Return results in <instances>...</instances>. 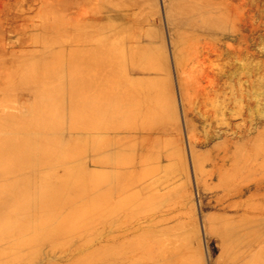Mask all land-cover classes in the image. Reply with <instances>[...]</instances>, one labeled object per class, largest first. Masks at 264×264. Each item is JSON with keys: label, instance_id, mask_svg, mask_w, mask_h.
I'll return each instance as SVG.
<instances>
[{"label": "rangeland", "instance_id": "obj_1", "mask_svg": "<svg viewBox=\"0 0 264 264\" xmlns=\"http://www.w3.org/2000/svg\"><path fill=\"white\" fill-rule=\"evenodd\" d=\"M128 1L129 2H127L126 0H111V1L107 0V2L106 0L105 1L104 0H0V264H88V263L89 264H124V262L120 260L121 258L118 257L121 254V252H124V251H127V252L130 251L129 252L131 254L130 256H133L134 258L133 261H130V263L125 262V264H146V262L148 264L150 263L149 262L150 259H148V257H151L150 256L151 250L153 246L157 244V242L161 244L160 247L165 246V244H167V246L169 247L172 246L170 252L172 253L178 252V255L176 253L175 254L177 257L180 256V258L179 257L177 258L176 256H173L174 255L173 254L172 257H170L169 255H171V253L170 252L166 253L165 256L163 255L164 256L163 260L165 259L166 260L163 261L162 258L159 259L157 261V263L159 264L161 263L166 264L168 262L169 264L171 263L179 264L180 261L185 262V264L186 262L187 264H189L190 262L189 260H191L190 264H231L230 261L232 262V259L230 257H233V255H237V256L240 255V253L238 252L236 254L234 253L236 251L235 250L236 247H233V245L235 244L236 240L238 241L240 234H241V229L243 230L247 229L248 225H244L243 223H241L245 227V228H241L243 226H240L241 224L239 223L241 221L238 222L239 220L237 218L235 217L227 218L226 216L224 217V215H228V216L235 215L233 211H226V213H224L223 210H221L219 207L221 206V204H226L233 200L234 201L239 200V202H242V198L247 199L249 195L248 192L245 193L244 195L237 196L236 193L234 194V190L240 189V187L243 184L244 185L247 184L246 183L247 180L249 183H251L252 181H249V179L254 181L255 177L259 176L260 174L264 175V170L262 171V173H260L259 171L256 172V170L254 169L256 165L258 164V162L261 161L260 160L262 159L261 157L264 156L263 155L264 154V148H263L264 141L263 142L261 141V139L264 140V138H262L264 135V119H263L264 117V0H211V2L210 0H204V3H202L203 2L202 0H191V1H188V0H143V2H141L142 0H139L138 1L139 3H137L139 4L138 8L136 4L134 6L133 4L134 2L132 0H128ZM121 2L124 5L129 3V6L128 5L124 6L121 4ZM191 3L193 5H191ZM195 3L197 4L201 3V5L199 4L197 5ZM140 4H142L143 6L141 5V7H139ZM99 6H100V10L98 8ZM95 8H97L98 11ZM134 8H137V9H134ZM79 11L81 13H79ZM183 11L185 14L183 13ZM41 16L42 17L44 16L43 19H41L42 18ZM52 16H54V18ZM45 17L46 18L48 17V18L46 19ZM48 20L49 21L53 20V22H56L55 26H53L54 24L53 22H52L53 23L52 25L50 22H44ZM206 20H209L208 22L209 25L207 24ZM78 21H79V24L82 26L79 25L77 28L76 26H77ZM46 23L50 24L51 26L50 25L46 26L47 25ZM83 23L86 26L85 25L83 26ZM91 23L92 25H90ZM103 23L105 24L102 25ZM108 23L109 24L113 23V24L109 26ZM40 24H44V25L46 24V25L45 27H43V25L41 27ZM73 24L76 26H74ZM105 25L106 26L108 25L107 26L108 29H105L106 27ZM210 25L212 26L210 27ZM84 27H85V31L88 30V32L84 31ZM118 27L120 28L119 30L117 29ZM138 28H140L139 31H138ZM179 28L180 29L182 28V29L180 30ZM89 29L91 32H93L92 36H90L91 32L89 31ZM94 29L95 30L97 29L98 31H95ZM116 29L117 31L115 33ZM134 29L135 31L133 33ZM81 30L83 33L81 32ZM102 30L104 32V35L103 33L101 35ZM129 30L131 31V33ZM119 31L120 32L123 31L121 32L122 36L124 35L123 37L121 36ZM108 32L111 33L112 37H114V38H111L112 40L110 39L111 36L109 35ZM113 33H114V36H113ZM134 34L136 35L135 39H133L135 37ZM47 35L48 36L51 35L49 36V38L51 37L50 41ZM87 35H89V37L95 36L91 38L93 41H89L91 39H89ZM105 35L106 37L110 36L109 37L110 40H108V38H106ZM126 35L128 37H126ZM137 35L139 39L137 38ZM40 36H41V39H40ZM55 36L58 37V39L55 38ZM74 36H75V39H74ZM37 38H38V41H37ZM99 38L100 39L102 38L101 40H103L104 38L107 41L106 42H104V40L101 41ZM113 39L114 40L116 39V40L114 41ZM85 40H87L88 42ZM122 40L123 42H121ZM46 41L48 44L46 43ZM107 42L110 43V45ZM113 42L115 45L113 44ZM126 42L128 45L126 44ZM134 42L136 44L137 43L139 44L135 46ZM140 42L144 44L142 45L144 47H146V44L149 45L147 46L148 51L146 50L147 47L144 49H141ZM94 44H95L94 46L95 48L91 47ZM106 44L109 47H107ZM124 44H126L125 45L126 47L124 46ZM74 46H76V50L74 49ZM80 46L83 49V51L79 53L78 50L80 49L79 48ZM84 46H86V48H83ZM88 46H90L91 50H89L90 48H87ZM100 46L104 48L103 50H106V47H107L106 52L101 51L102 48ZM111 46L112 48L111 50H109ZM134 46L138 50H136ZM37 49H39V51H37ZM92 49H94L93 51H96L97 53L93 52ZM46 50L49 52H47ZM88 50L89 52L90 51L92 52L89 53ZM135 50L139 54L135 52ZM100 51L102 52L101 56L97 55L98 53H101ZM116 51L120 53L117 52L118 54L116 55ZM85 52H88V55ZM114 52L115 54H113ZM54 53L55 55H53ZM92 53L96 54V55H93L95 58L99 56L102 58V60H103L102 56L104 55V53H106V55L108 56V58L106 57L107 60L108 59L110 60V58L113 57L112 60L114 61L122 60V63L119 61H118L119 63L113 62L114 66H112L113 69H111L112 60L105 61L106 59H104L105 62H110V66L107 65L108 63H106L107 66L104 67L105 70L104 69L102 70V68L99 69L102 71H100L101 73L98 74V76L100 75V77L97 79L96 76L98 72L96 71L98 69L96 65L100 66L102 64L101 67H103L105 65V62L98 60L99 63L102 62L98 64V62L96 61L98 58H96L95 62H94V59L93 61L90 60L93 58ZM42 54H44L43 58L41 57ZM110 54H113V55H110ZM74 55H76L77 58ZM80 55L81 56L83 55V56L80 57ZM136 55L139 58H136ZM90 56L91 58H89ZM115 56L117 57V60ZM118 56L120 59L118 58ZM147 56L148 57L152 56V57H150L151 59H148ZM82 58L83 59L89 58L86 60V62L87 61L88 62L86 63L84 61L85 59L82 60ZM133 58H136L137 62L139 63L136 62L137 63L136 64ZM180 58H182V60ZM139 59L141 61H138ZM43 60H46L44 62L48 61L49 63L48 62L46 63L48 65H46L43 62ZM79 60L80 61L82 60V61L79 62ZM143 60H144V63H143ZM56 61L58 63H56ZM124 62H125V66L123 64ZM141 62L143 63V65ZM146 62H148V65L146 64ZM81 63L84 64L85 66L82 65ZM115 63L116 64L118 63L119 66L116 65ZM38 64L40 65V67L41 66L43 67L38 68L39 67ZM50 64L52 65V67ZM54 64L56 68L54 67ZM72 64H73V67L71 68ZM86 64L88 68H86ZM88 64L90 66L92 65L94 68L92 66L89 67ZM145 65L148 66V69H144V68H147ZM161 65L162 67H160ZM83 66L85 67V70L87 69V72H88L87 74H86V71L83 69ZM114 67H115V72H114ZM131 67L135 68L134 72L130 71ZM30 68L32 71L30 70ZM79 68L80 70L81 69L82 70L81 71L79 70L78 72ZM106 68L109 70H106ZM40 69H42L43 72ZM88 69L91 71L89 72ZM110 69H111V74L114 75V80L118 79L117 82L115 81V83H114V80H112L113 77H110L113 75H110V72H107V71H110ZM46 70H48L49 72L48 71L46 72ZM21 71L23 74L26 73L24 76L26 77L27 75L28 79H26L22 74V78H23L22 80L20 76ZM104 71H106L105 74H104ZM51 72H53L56 75H54ZM81 72H85L84 75H86L87 77L82 76L83 73ZM118 72L119 74H117ZM121 73L125 74L124 79L126 81L124 79L122 80L123 78L122 76L124 75H122ZM43 74H45L46 77H44ZM92 74L96 75L95 76L96 78L93 79L94 81L93 80L91 81V79L94 78ZM107 74L109 75V78H111L110 81L111 80L113 81L112 83L109 82V80L107 81L108 79L106 77ZM8 75L10 76L9 78H8ZM102 75L105 78H102ZM136 75H137V78L141 76L139 77V79L142 78L143 80L142 79L134 80ZM153 75H156V76H153ZM15 77L16 78L19 77L21 79H18V78L16 79ZM90 77L92 78L90 79ZM14 79H15L14 84L16 85V81L18 83V85L16 86L13 84ZM48 79L51 82H49ZM96 79L97 80L100 79V80L96 81ZM120 79L121 81H119ZM11 80H12L13 86L11 85ZM82 80L84 81L83 85L85 86L81 84ZM103 81L106 82V84H104ZM132 81L134 82V84ZM27 82L28 84H26ZM91 82H93L94 85L92 84L91 86ZM239 82L240 84H238ZM96 83H99L100 85L104 84L106 86L107 84L110 85L111 83L112 85H110L109 88L108 86L106 88L105 87L103 88L102 87L103 85L100 87ZM113 83L115 84V90H114ZM136 83H138V85ZM143 84L146 86L145 88ZM39 85L41 87H39ZM95 85L96 86L98 85L97 87L98 90H99V87H100V90L102 89L105 90V91L103 90L104 92L102 91L104 93V95L102 94L103 96L107 94L106 91L111 90V92H113L111 93L109 91V93L112 94V96L110 95L109 97V99H111L110 100L111 102L108 101L109 103L108 104L106 103L107 100L103 99L100 96L101 93H98L100 92V90L97 92L96 90L95 91L90 90V88L93 89L94 87H96ZM139 85L141 86L142 89L139 87ZM237 85L241 89H245L249 95L248 96L249 116L251 117L250 121L256 122V123L253 122L254 125L253 123H251L252 125H251L250 135L252 136L254 135V137L256 136L255 137L256 139H259V138L261 139H259V141H256V144H255L254 143L255 138H254L253 143L255 145L251 143L250 141L252 145L249 144L250 145L249 146L250 150L248 149L249 153L247 152L245 155L242 154L243 153L242 150L239 151L240 152V155H239V152L237 151L239 149H237L238 146H236L237 152L236 151L235 152H236V155L239 156V159L235 157L236 159L233 162V164H235L234 166H232L233 164H231L230 165L231 167H230L226 164L224 167L228 166L233 170V168H235L236 166V168L238 167V170L235 169V171L233 170L234 172H232V170H230L229 168H224V167H222L224 169L220 168L219 170L217 169L215 170L214 167L212 166L213 165L212 162L214 163L216 161L215 153L217 154L218 151H221V146L224 145L223 137L221 136L223 139V142L221 141L222 139L220 140L221 137H213L212 139L206 141L207 143L205 142L201 145L197 144L196 141L197 139H202L200 137H205L206 135L210 134V132L214 131V129L216 130V128L214 127H216L217 125L216 126L214 125L217 120L216 119L217 116L220 114L219 110L221 112L223 109L224 113H226L229 108L232 110L235 108L237 109L236 106L239 105V102L236 103V106H234L233 104H230L228 109L224 108L223 105L219 106V104H221L220 103L221 99L229 95L230 88L231 89L234 88L233 91L235 92V97L239 99L238 93L240 92L241 89L239 90L238 89L239 87ZM47 86L48 88L50 87L51 89L50 88L48 89ZM75 86L77 88H75ZM247 86H249V88ZM86 87H89V88H86ZM122 87L124 88L123 90L120 89ZM132 87H135V88H132ZM182 87L184 89L180 90ZM9 88H12V89H9ZM43 88L48 91L50 90L49 94L47 93L48 91H45ZM128 88L129 90H127ZM235 88L238 89L236 90L237 92L235 91ZM55 89L58 90L60 93L58 91L56 93ZM145 90L147 91V94ZM42 91L45 92V95L49 97L48 98L44 97L45 95L44 93H42ZM91 91L93 92L92 94L93 96L89 95ZM120 91L123 92V93L121 92L122 95H120L119 93ZM128 91L129 93H126ZM137 92H140V93H137ZM54 93H56V95ZM184 93H185L186 99L188 101H191V107L194 108L193 112L191 110V114L196 117L195 118L196 120L194 119L195 121L193 120V123H195L194 125L196 128L195 129L196 131H194L196 132L195 138L198 136L197 139H195L196 140L195 142L194 141L191 142L187 138L186 128L184 127V125H182L183 122H182L181 113H183V108L186 105L185 101L182 98ZM94 94H96V96ZM97 94L99 95V97H101L100 101L96 100L98 99ZM115 94L117 95L116 96L117 98L114 96ZM124 94H128V95L124 96ZM140 94L142 95L144 94V96H141ZM52 95L55 97L50 98V96L53 97ZM119 95L122 96V98L126 97L125 100L126 99H129V100L123 102L124 99L122 100V98ZM89 96L91 98H87ZM136 96H138V99ZM140 97L141 99L143 97V101L144 100L145 101L138 102ZM43 98L45 99L47 98L49 100L47 101ZM57 98L60 99L61 103H59V101L58 102L56 101ZM33 99L37 102H35ZM50 99H53L51 100V104L55 106H49ZM89 99H93L91 100V103L88 102ZM149 99H150V103H149ZM101 100L102 101L106 100V102H102ZM152 100H155V101H152ZM54 101H55V104H54ZM85 101H87L88 104ZM96 101H99L97 105H96ZM114 101L118 102V104H116ZM136 101L139 104H137ZM39 102L46 103V104L41 103V105H43V109L44 107H46L45 109H47L50 112V114H47L48 112L44 109L45 112L43 111V113H46V114L41 115L40 112H42L41 111L42 108L40 107L42 106L40 105L39 107ZM48 102L49 104L47 105ZM93 102H95V105H96L95 111H97L98 114L99 113L101 114V112L103 111L102 110L101 112H99L102 106H106L105 104H107L108 106H106V112H108L109 115L110 113L112 114L113 112L112 114L113 117L111 115V117L109 116L108 118V114H106L105 112L104 116L105 117L107 116L106 118L103 116V114H101V116L103 117L100 116V118L97 119L96 116L98 115L92 114L93 108L91 107H92ZM100 102L103 103L101 107L99 106ZM113 102L116 105H118V107H116ZM153 102H156V103H153ZM85 103H86V106H85ZM124 103H125V107H124ZM210 103H212L211 106H210ZM213 103L215 104V106ZM130 104H133V105L135 104V105L132 106ZM145 104L147 107V109L145 108V110H147L145 112L146 113L145 115H147L146 121L148 120L149 116H150V119L149 121L146 122L144 119L146 117L145 116L143 118L144 123H142L143 121L141 122V120L139 121L138 119L141 116L142 117L144 116L143 112H144ZM216 104L218 106H216ZM87 105L90 106L89 109L87 108L88 111L85 108L87 107ZM129 105L130 107L128 108ZM31 106L36 108L38 112H35V113L39 114V115L37 114V118H34L33 120H38V118L39 119L42 118V120L38 121V124H37V121L32 122L31 120L33 116L35 117L36 115L35 113L34 115L31 114L32 112L31 110H33V107L31 108ZM97 106L100 107V110H99V107L97 109ZM109 106H110V110H108ZM111 106L112 108L115 107L116 111L119 110V107H121L122 110L124 111L120 109L119 110L120 114H118L114 109L113 111H111L112 110ZM138 106H141V107H138ZM209 106L216 107V109L213 110L212 108L210 109L211 110L210 111ZM53 107H56V108H53ZM218 107H220V109H218ZM62 108H64L62 112L63 116L55 118L53 115L58 116L57 114H59V111L61 114ZM123 108H126V110L129 109L127 111L130 113L128 114V112ZM140 108L141 110H139ZM149 108H151L150 109L151 111H149ZM37 110L34 109V111H37ZM138 110L140 112H138ZM54 111L57 113L55 114ZM109 111L111 112L109 113ZM121 111H122V114H121ZM124 112L128 114L127 115L125 113L126 116H130V117L127 118L125 115H123ZM133 112H134V115H133ZM149 112L150 113L152 112V113L149 114ZM214 113L217 114V116ZM173 114L174 115L176 114L175 115L176 117L178 116L177 119L176 117L173 116ZM44 115H50L52 119L54 117L55 119L52 121H56L57 119V122L55 123L58 124L59 127L55 124H51V121L47 120L49 116H45V117H48L46 118V120L49 121V122H46V123H49L48 125L46 124V126L51 127L50 132H49V128H45V125H43L44 123L42 124V122H44L43 120L45 119V117H42ZM92 115H94V119H92L91 117ZM212 115L216 117H212ZM29 116L31 117L30 119H28ZM119 116L122 117V121L119 120L121 119V117ZM124 116L126 117L127 121L124 120ZM225 116L226 115L224 114L223 117ZM116 117H119L117 118L118 123H117V119H113ZM151 117L153 118V120ZM162 117H164V120L162 119ZM111 118L116 123H112ZM154 118H156V120ZM221 118H222V115H221ZM258 118L260 119L262 118V119L258 120ZM18 119L20 120V122H17ZM89 119L91 120L90 121L91 123L89 122ZM100 119L102 120L103 123L98 124V125H102V127L101 126L98 127L97 125H95L97 126L95 127L97 128V130H95V128H92V124L96 122L98 123ZM14 120H16L17 122V124L16 123L14 124L16 125L15 127L13 125V122H15ZM21 120H25L24 124L22 122L23 127L21 124L22 128H25V127L29 128L31 126H33L32 128H34L35 126L36 128L37 127L39 128V126H42V125L44 127L42 126V129L40 128V131H36V132H35V128L32 130L30 128L29 131H25L28 128L24 130L21 127L19 128L18 126L17 129H14L17 127L18 124L21 123ZM106 120L110 121V122L108 121L109 125L113 124L114 126H116L120 122L123 123L118 126L119 127L122 126L124 129L125 127L128 128L127 130L128 132H126V136L129 137L131 135L129 137V140L128 138H126L124 134L125 133L124 129H121L122 132L119 130L120 128L118 129L117 126H116L117 128L114 126H113L114 128L111 127L110 130L114 132L107 129V127H105ZM26 121H29L31 124L29 122L28 124H25ZM58 121L60 124L58 123ZM164 121L168 123H165ZM40 122H41V125L39 124ZM137 122L142 123L144 128H142L143 126L141 127V125L138 127L140 123L138 124ZM148 122H149V125H148ZM161 122L165 123L166 125H163ZM7 124H8V127L13 125L14 132H12V128H7V130L5 129ZM151 124H153L152 127L154 126V130L152 128H151L152 130H149V128L151 127ZM155 124L157 125L159 124L161 126L160 129L162 128L166 129V127L164 126H168L166 129L167 133L164 130H163L164 132L160 131L159 125L156 126ZM255 127L256 129H258V132L255 129ZM259 128H260V132H259ZM157 129H158V132H157ZM21 130L25 133L28 132L29 134L27 133V135L29 136L23 133L24 135H26V137H24V135L21 134L22 133ZM45 130L46 132H44ZM51 130L53 131L51 132ZM132 130L134 132H132ZM167 130H169V132ZM7 131H9L12 135L9 136L10 134L6 133ZM15 131L17 133H15ZM18 131H21V132H18ZM90 131L92 133L93 132L97 133L95 131L104 133L105 136L103 134H100L99 132L97 133L98 137H96V139L98 138L99 141L97 140L96 141L99 144L103 141L104 138L108 136L112 137L113 136L112 133L115 134V133H118V131L119 133H122V134L118 133V135L116 136L114 135L113 137V140L115 142V147H116L115 150L117 151V149H120L122 147L120 152L118 151L121 155L119 154L118 155L121 156V158H123V156L126 155L127 157L126 156L125 157L127 158L128 161L126 159L124 160L125 158L124 157L123 160L118 159V162L120 161V163H118L116 159L118 155L116 152H114V154L116 153L115 160L117 162L116 166L114 167V170L115 168L117 169L119 168V170L112 172L114 173V175L111 172H110L111 174L109 173L111 169L110 170L107 169L104 172L106 168H102L100 166H96L99 168H95L93 165H91L90 160L93 155V151H92V147H89V144L92 142L93 140L92 138L95 136H92L94 134L89 135L88 132ZM148 131L152 132L151 134H149L150 138L153 137L155 139V136L153 135L155 134L156 137H159L156 139H159L160 141L157 140L159 141L157 145L156 142L153 141L154 139L150 140V138H148V140L146 141L147 149H145L143 153V158H142L143 159L142 163L146 166H142V164L141 166H138L136 165V164L140 165L139 163L140 161L139 151L140 150L138 151V149H140V144H141V142L139 141L140 140L139 137L140 135L145 134V133H146L145 135L148 136V133H149ZM38 132L40 136L38 135ZM47 132H49L50 134L51 133L54 134L53 135L54 138L51 137L52 134L45 135ZM58 132L60 133L59 136H58ZM130 132L132 134L134 133L135 135L139 132L137 136H134L135 140L132 138L134 134L133 135L130 134L129 136L127 135V133H130ZM19 133L24 138L23 137L17 138L18 142L13 141L16 139L15 137H17ZM56 133H57V136L59 137L58 140L57 138L55 139ZM119 135H123L124 139L123 138L121 139L119 137L116 138ZM164 135L165 137L167 135L166 139L164 138ZM169 135L171 138L169 137ZM171 135H173L174 138ZM11 137L13 138L12 140H10ZM27 137H30V138H27ZM48 137L49 138L51 137L50 139H53V140L47 141L49 140L47 139ZM90 137L92 140L89 139ZM26 138L32 139L33 141L35 138L37 139H35L34 142L30 140L28 141L29 142L28 143L26 142L27 140H25ZM115 139L117 140V142L115 141ZM40 140L42 144L45 143L46 147H44L45 145L43 147L41 145V147L42 149L46 148V150L43 149V151H45V153L48 155V157L46 158L44 154L45 157L43 158L45 159H43V162L41 163H40V160H42L41 157L43 156V154L41 156L39 152L43 153V151H41L42 149H40V144H41ZM124 140L125 141L127 140L128 142L127 141L125 142ZM133 140L136 142V146ZM46 141L49 143L51 142L52 145L47 143ZM123 141L124 143L130 144V145L125 147L126 144H124ZM152 141L154 142L155 145L151 143ZM138 142L140 144H138ZM239 142L237 141V143ZM259 143L261 144L263 143L262 146ZM27 145L28 147L30 146V148H28ZM36 145H39L38 150H36L37 149ZM256 145H258V147ZM48 146H54V150L52 149V147H51V149L53 150L52 152L50 151L51 149L47 150L49 149ZM131 146L133 149L131 148ZM149 146L151 147L149 148ZM252 146H253V151H255V149L257 150L258 148H259L258 150H260L259 146H261V153L259 151L260 154L259 155L256 154L258 152L257 150V152H255L256 154L255 155L254 152L252 151ZM32 147H34L37 152L39 150L40 151L38 153L36 151L34 152L33 151L34 148L32 149ZM128 147H130L132 150ZM211 148H213L214 150ZM123 149L125 151V152L123 151V153L125 154H122L121 152ZM128 150H130L131 152ZM156 150H158L157 153H156ZM46 151H48V153ZM98 151L104 152L102 148H98ZM33 152L34 154L35 153L39 154V155H36L37 157H35L34 155V157L38 158L39 161L38 159H34V160H36L35 163H37L38 161L40 165H38L37 163L35 166L33 162L34 161L33 154H32ZM103 152L101 153L104 156L106 152H104L105 154H103ZM127 152H130V153H127ZM152 152L156 153V155ZM219 153L220 152H218V154ZM24 154H28V155H25L27 157H24ZM127 154H131V155L129 156ZM147 154L148 156L153 154L151 156L152 158L149 157L150 158L149 159ZM102 155L101 156L98 155V156L102 157ZM131 156L132 157L134 156V159L131 158ZM30 157L32 158V160ZM210 157L213 160H211ZM145 158L146 160H144ZM23 159L24 161H21V162L19 161ZM194 159L198 161L197 165L199 168H201L199 170L197 169V171L195 169ZM44 160L46 161L44 162ZM18 161L20 162L19 164H22L23 162L22 164L23 166L22 165L19 166ZM123 161H125L126 163ZM11 162L15 163L20 168L15 166V164L11 165ZM26 162L30 165L34 164V167L32 165L30 168V166ZM154 163L155 164L157 163V165H153L151 169L152 170L155 169L156 166L158 169L156 168L157 169L156 171L153 170V172H151L150 171L151 169L148 168L147 165L151 166ZM241 164L242 166L239 168ZM27 165L30 170L27 169L26 167ZM13 166H15V168H13ZM263 166H264V158H263ZM101 168L103 170H101ZM145 168H148V171ZM212 168L214 171L212 170ZM228 169L230 171L228 173L232 175V177H230V175L227 174L229 175V178H227L228 176L227 177L225 176ZM250 169L252 170L250 171ZM220 170L221 171L223 170V171L220 172L221 174L219 175L218 172ZM148 172L150 173V175L147 174ZM212 172L215 174H213ZM231 172L235 173V175L233 176ZM254 173L257 175H255ZM109 175H113L114 178H112V176H109ZM121 176H122V179H121ZM247 176L248 178H245ZM23 177H24V180H23ZM222 177H225V183H223L224 179H223V182L221 181ZM25 179L27 181H25ZM228 179H229V182L231 183H228ZM242 179L243 181H241ZM123 181H125L127 185H129L128 192L126 191L120 194V192L115 189H117L118 188L117 186L122 184ZM219 181H221L222 183L221 182L219 183ZM22 182H23V185L25 183L26 184L23 186ZM18 185L23 186V188L19 187ZM16 188H19V190L23 189L22 193L20 191L21 194L20 193L18 194L19 190ZM140 188L141 189L144 188V189L141 190ZM134 189L139 190L138 192L140 193H138L137 190L134 191ZM23 191L25 192L23 193ZM134 192H137V193H135V195L133 196ZM150 192L152 194H150ZM7 194H10V195H7ZM41 195H42V198L40 199ZM123 195L125 197L128 195L129 198L121 200L122 198H120V196L122 197ZM130 196H132V200L134 199V201L131 200ZM241 196L242 198H240ZM116 201L119 203H116ZM127 201L128 202L131 201L132 203L130 202V204L128 205ZM5 202L7 203L5 204ZM125 203H127V206L125 205ZM115 204L117 205L115 206ZM178 204L180 205L178 206ZM143 206L146 208H144ZM120 207L121 209H119ZM175 207L177 209H175ZM151 208L154 209V211L153 210L151 211L150 210ZM16 209H18V211H16ZM165 209L167 211L169 210L168 211L169 213ZM43 210H46V211L44 212ZM148 210L150 211L148 212ZM174 210H176V212L178 210V212L176 213ZM170 211L171 212L174 211L175 213L174 212L170 213ZM145 213L146 214L154 213V214H151L152 216L148 215L149 219L152 217L151 220L154 218L153 215H155L156 218L153 219L154 221L152 220L149 222L147 220V222L149 224L151 223L150 227H152L154 231L157 229V227L160 226L159 230L161 233H159L158 229L157 231H155L158 235L155 232H152L153 230L150 227H148L149 224L146 223V219H148L147 218L148 216L145 217L146 216ZM162 213L165 215L167 214V215L165 216ZM230 213L232 214L230 215ZM120 215H122V218L127 217V219L123 221L120 220L121 219ZM126 215H128L130 218ZM159 215H162V216H159ZM134 216L137 219L141 218L139 221L141 222L140 225L143 224L142 227L140 225H139L140 227L138 226L135 227L139 223L136 224L137 222H134V220L136 221L135 218L133 220ZM161 217H164V218H161ZM143 218L146 223L145 226L148 225L147 227L150 228V229L147 228L149 230V231L147 230V232H144L145 228L143 229L144 224H145L143 223L144 221H141ZM118 219L120 220V224H119L120 226H117L119 223ZM109 221L110 222L112 221V222L109 223ZM160 222H163V223H160ZM231 222L233 223L235 222L234 223L235 225ZM113 223L116 225L114 228H111L112 225L114 226ZM131 223H133L132 224L133 228H132V225H130L132 229L129 226V224ZM152 223H156L158 226L156 225L155 227V225ZM254 223L249 224V225L253 226ZM257 223L256 225L260 227L259 224L261 222H257ZM126 224L130 228V232L126 230L124 234L122 232H123V229H125ZM236 225L240 227L239 234L237 231H235L238 229V226L236 228H233ZM256 225H254V227H257ZM261 225L263 226L261 227L264 228V222ZM119 227L120 229H118ZM128 227H126V229H128ZM134 227L137 228L136 229L137 231L136 230L135 231L140 234L135 233ZM154 227L156 229H154ZM220 228L222 232L220 231L219 233L218 231L220 230ZM223 228L225 231L222 230ZM113 229L114 230L117 229L118 233L122 231L120 233L123 234V236L121 234H120L121 236H119L118 234V238L120 237L119 238L120 241L116 237L117 236V233H115L116 231L113 232L114 231ZM138 229L139 230L142 229L143 231L141 230L139 231ZM107 230L110 233L112 232L111 235L114 233L113 236L116 237L115 240L112 239L115 237L113 236L110 237L111 235ZM131 230H133L134 232ZM161 230L165 234L166 233H169L170 235L172 234L173 237L167 234L169 236V241H168V238H166L167 241L165 242L164 239L165 237H168V236H165ZM105 232L109 234L107 235ZM132 233L133 235H136V237L134 236L130 237ZM128 234H131V235H128ZM142 234L143 236H140ZM152 234L154 236H152ZM160 234H163V235L161 236ZM137 235H139L138 236L139 238L137 237ZM155 236H159V237L156 238ZM161 237L164 238L163 239L164 243L163 241H161ZM104 238L109 242V244H107V241H105ZM109 238L111 239V241H109ZM128 238H131V239L128 240ZM132 238L133 239L135 238L136 240L135 239L133 240ZM225 238H227V240ZM173 239H175L176 241ZM141 241H143L144 243L142 242L143 243L142 244ZM127 242H133L134 243L133 245H135V242H136L137 243L136 245H139L140 247L135 245L136 246L135 248V246H133L132 244L131 245L135 249H138L139 251L137 252L132 247L127 246V244H129ZM121 244L125 246V248H123ZM175 244L177 246V249L175 247ZM179 245L180 246L184 245L181 247V250H180ZM138 247L141 249H139ZM150 247H151V250H150ZM172 248H175L178 251ZM145 249H147V251ZM182 249H185V250H182ZM186 250H187V253H185ZM141 252L143 255H140ZM135 254L137 255L135 256ZM144 254L145 256L148 255V257L147 256L145 257ZM112 255L113 257H116L115 255H117V258H113ZM189 255L190 257H188ZM141 256L145 257L146 259L145 260L143 258V263L140 262L142 261L141 260L142 258H140ZM228 256H230L229 257L230 259L228 258ZM136 259H140V260L136 261ZM179 259L181 260L179 261ZM183 259L184 260L186 259V260L184 261ZM177 260L179 262H177ZM181 262L180 264H182Z\"/></svg>", "mask_w": 264, "mask_h": 264}, {"label": "bare ground", "instance_id": "obj_2", "mask_svg": "<svg viewBox=\"0 0 264 264\" xmlns=\"http://www.w3.org/2000/svg\"><path fill=\"white\" fill-rule=\"evenodd\" d=\"M104 1H105V0H104ZM108 1H111V0H108ZM126 1L129 2L128 0H126ZM132 1L134 2V3H133L134 6H135V4H136V5H137V8H138V5H139V4H137V3H139V2H138L139 0H137V2H136V0H132ZM188 1H191V0H188ZM188 1H187V3H188ZM202 1H203L202 3H204V0H202ZM106 2H107V0H106ZM141 2H143V0H142ZM141 2H140V3H141ZM196 2H197V1H196ZM210 2H211V0H210ZM125 3H126V2H125ZM187 3H186V4H187ZM193 3H194V2H193ZM208 3H209V2H208ZM100 4H101V3H100ZM118 4H119V2H118ZM121 4L124 5L122 2H121ZM133 4H131V5H133ZM142 4H143V3H142ZM142 4H140L139 7H141ZM195 4H197V3H195ZM198 4H199V3H198ZM198 4H197V5H198ZM122 5H121V6H122ZM127 5L129 6V3L125 4L124 6H127ZM182 5H183V4H182ZM191 5H193V4L191 3ZM199 5H201V3H200ZM88 6H89V5H88ZM121 6H120V7H121ZM142 6H143V5H142ZM183 6H184V5H183ZM85 7H86V6H85ZM131 7H133V6H131ZM207 7H208V6H207ZM207 7H206V8H207ZM88 8H89V7H88ZM98 8H99V10H100V6H99ZM104 8H105V7H104ZM104 8H103V9H104ZM127 8H128V7H127ZM137 8H134V9H137ZM183 8H184V7H183ZM189 8H190V7H189ZM206 8H205V9H206ZM208 8H209V7H208ZM208 8H207V9H208ZM85 9H86V8H85ZM95 9H97V8H95ZM109 9H110V8H109ZM144 9H145V8H144ZM115 10H116V9H115ZM117 10H118V9H117ZM193 10H194V9H193ZM82 11H83V10H82ZM97 11H98V9H97ZM118 11H119V10H118ZM131 11H132V10H131ZM137 11H138V10H137ZM137 11H136V12H137ZM184 11H185V10H184ZM184 11H183V13H184ZM188 11H189V10H188ZM88 12H89V11H88ZM121 12H122V11H121ZM133 12H134V11H133ZM141 12H142V11H141ZM185 12H186V11H185ZM196 12H197V11H196ZM199 12H201V11H199ZM79 13H81V12L79 11ZM86 13H87V12H86ZM92 13H93V11H92ZM171 13H172V12H171ZM173 13H174V12H173ZM177 13H178V12H177ZM88 14H89V13H88ZM181 14H182V13H181ZM184 14H185V13H184ZM184 14H183V15H184ZM186 14H188V13H186ZM142 16H143V15H142ZM142 16H141V17H142ZM172 16H173V15H172ZM208 16H209V15H208ZM41 17H42V16H41ZM43 17H44V16H43ZM43 17H42L41 19H43ZM52 17L54 18V16H52ZM131 17H132V16H131ZM138 17H139V16H138ZM45 18H46V17H45ZM45 18H44V20H45ZM47 18H48V17H47ZM47 18H46V19H47ZM133 18H134V17H133ZM195 18H197V17H195ZM198 18H199V16H198ZM39 19H40V18H39ZM131 19H132V18H131ZM139 20H140V19H139ZM206 21H207V24H208L209 20H206ZM44 22H50L51 25L54 23L53 26H55V24H56V22H53V20H52V21H49V20H48V21H44ZM52 22H53V23H52ZM85 22H86V21H85ZM87 22H88V21H87ZM108 22H109V21H108ZM117 22H118V21H117ZM37 23H38V22H37ZM40 23H41V22H40ZM42 23H43V22H42ZM76 23H77V22H76ZM105 23H106V22H105ZM105 23H103L102 25H104ZM118 23H119V22H118ZM134 23H135V22H134ZM205 23H206V22H205ZM46 24H47V25H46ZM46 24H45L46 26L50 25V24H48V23H46ZM93 24H94V23H93ZM112 24H113V23H111V24L108 23L109 26L112 25ZM138 24H139V23H138ZM203 24H204V23H203ZM40 25H41V27H42V25H43V27H45L44 24H40ZM51 25H50V26H51ZM73 25H74V24H73ZM79 25H80V24H79V21H78L77 26H76V25H74V26H76V27L78 28ZM84 25H85V24L83 23V26H84ZM90 25H92V23H91ZM90 25H89V26H90ZM99 25H100V24H99ZM108 25H107V26H108ZM135 25H136V24H135ZM205 25H206V24H205ZM205 25H204V26H205ZM208 25H209V24H208ZM80 26H82V25H80ZM85 26H86V25H85ZM93 26H94V25H93ZM100 26H101V25H100ZM105 26H106V25H105ZM107 26H106V27H107ZM119 26H120V25H119ZM130 26H131V24H130ZM133 26H134V25H133ZM176 26H177V25H176ZM184 26H185V25H184ZM184 26H182V27H184ZM190 26H191V25H190ZM190 26H189V28H190ZM196 26H197V25H196ZM211 26H212V25H210V27H211ZM90 27H91V26H90ZM102 27H103V26H102ZM106 27H105V29H108V27H107V28H106ZM139 27H140V26H139ZM179 27H180V26H179ZM92 28H93V27H92ZM92 28H91V29H92ZM100 28H101V27H100ZM103 28H104V27H103ZM103 28H102V29H103ZM126 28H127V27H126ZM132 28H133V27H132ZM185 28H187V27H185ZM195 28H196V27H195ZM195 28H194V29H195ZM205 28H206V27H205ZM75 29H76V28H75ZM81 29H82V27H81ZM105 29H104V30H105ZM117 29L119 30L120 28L118 27ZM117 29L115 30V33H116ZM139 29H140V28H138V31H139ZM173 29H174V28H173ZM179 29H180V28H179ZM181 29H182V28H181ZM181 29H180V30H181ZM192 29H193V28H192ZM78 30H79V29H78ZM94 30H95V29H94ZM94 30H92V31H94ZM122 30H123V29H122ZM127 30H128V29H127ZM79 31H80V30H79ZM84 31H85V27H84ZM89 31H90V29H89ZM95 31H98V30L96 29ZM99 31H101V30H99ZM113 31H114V30H113ZM129 31H130V30H129ZM129 31H128V32H129ZM134 31H135V29L133 30V33H134ZM81 32H82V30H81ZM85 32H88V30H86ZM90 32H91V31H90ZM119 32H120V31H119ZM121 32H123V31H121ZM121 32H120V34H121ZM136 32H137V31H136ZM82 33H83V32H82ZM95 33H96V32H95ZM102 33H103V35H104L103 30H102V32H101V35H102ZM108 33H109V32H108ZM130 33H131V31H130ZM140 33H141V32H140ZM140 33H139V34H140ZM79 34H80V33H79ZM84 34H85V33H84ZM92 34H93V32H91V35H90V34H89V35L92 36ZM136 34H138V33H136ZM54 35H55V34H54ZM54 35H53V36H54ZM89 35H87V36L89 37ZM97 35H98V34H97ZM109 35L111 36V33H109ZM128 35H129V34H128ZM134 35H135V34H134ZM41 36H42V35H41ZM41 36H40V39H41ZM43 36H44V35H43ZM47 36H48V35H47ZM49 36H51V35H49ZM49 36H48V39H49V41H50V38H51V37L49 38ZM77 36H78V35H77ZM81 36H82V35H81ZM81 36H80V37H81ZM95 36H96V34H95ZM95 36H93V37H95ZM99 36H100V35H99ZM99 36H98V37H99ZM110 36H109V37H110ZM113 36H114V33H113ZM116 36H117V35H116ZM121 36H122V34H121ZM123 36H124V35H123ZM123 36H122V37H123ZM93 37H89V39H91V38H93ZM105 37H106V35H105ZM105 37H104V38H105ZM109 37H106V38H108V40H110L111 38H114V37L111 36L110 39H109ZM117 37H118V36H117ZM117 37H116V38H117ZM126 37H128V36L126 35ZM55 38L58 39V37H56V36H55ZM78 38H79V37H78ZM104 38H103V40H104V42H106L107 40H105ZM135 38H136V35H135V37H134L133 39H135ZM137 38H138V35H137ZM45 39H46V38H45ZM52 39H53V38H52ZM74 39H75V36H74ZM84 39H85V38H84ZM87 39H88V38H87ZM99 39H100V38H99ZM101 39H102V38H101ZM101 39H100V40H101ZM120 39H121V38H120ZM120 39H119V40H120ZM128 39H129V38H128ZM138 39H139V38H138ZM176 39H177V38H176ZM34 40H35V39H34ZM43 40H44V39H43ZM94 40H95V39H94ZM96 40H97V39H96ZM103 40H101V41H103ZM111 40H112V39H111ZM113 40H114V39H113ZM115 40H116V39H115ZM115 40H114V41H115ZM35 41H36V40H35ZM37 41H38V38H37ZM44 41H45V40H44ZM52 41H53V40H52ZM54 41H55V40H54ZM57 41H58V40H57ZM57 41H56V42H57ZM76 41H77V40H76ZM79 41H80V40H79ZM85 41H87V40H85ZM89 41H93V40L91 39V40H89ZM117 41H118V39H117ZM130 41H131V40H130ZM137 41H138V40H137ZM177 41H178V40H177ZM77 42H78V41H77ZM83 42H84V41H83ZM87 42H88V41H87ZM108 42H109V41H108ZM108 42H107V43H108ZM119 42H120V41H119ZM119 42H118V44H119ZM121 42H123V40H122ZM37 43H38V42H37ZM39 43H40V42H39ZM46 43H47V41H46ZM51 43H53V42H51ZM74 43H75V42H74ZM80 43H81V42H80ZM96 43H97V42H96ZM96 43H95V44H96ZM128 43H129V42H128ZM132 43H133V42H132ZM134 43H135V42H134ZM140 43H141V42H140ZM44 44H45V43H44ZM47 44H48V43H47ZM47 44H46V45H47ZM54 44H55V43H54ZM95 44H94L93 46H91V47H94ZM102 44H103V43H102ZM102 44H101V45H102ZM108 44L110 45V43H108ZM113 44H114V42H113ZM121 44H122V43H121ZM126 44H127V42H126ZM126 44H124V46H125ZM137 44H139V43H137ZM137 44L135 43V46H136ZM39 45H40V44H39ZM98 45H99V44H98ZM103 45H104V44H103ZM103 45H102V46H103ZM106 45H107V44H106ZM114 45H115V44H114ZM116 45H117V44H116ZM127 45H128V44H127ZM142 45H144V44L141 43V45H140L141 49H144V48H146L147 46H149V45H147V44H146V47H144V46H142ZM174 45H175V44H174ZM121 46H122V45H121ZM135 46H134V47H135ZM44 47H45V46H44ZM96 47H97V45H96ZM100 47H101V46H100ZM107 47H109V46L107 45ZM107 47H106V50H107ZM125 47H126V46H125ZM128 47H129V46H128ZM137 47H138V46H137ZM38 48H39V47H38ZM46 48H47V47H46ZM79 48H80V49H79V50L77 49V50H78L79 53H80V52L83 51V49L81 48V46H80ZM83 48H86V46H84ZM87 48H90V46H88ZM94 48H95V47H94ZM101 48H102V47H101ZM111 48H112V46L109 48V50H111ZM138 48H139V47H138ZM74 49L76 50V46H74ZM81 49H82V50H81ZM103 49H104V48H102V50H101V49H100V50L106 52V50H103ZM128 49H129V48H128ZM135 49L138 50L136 47H135ZM43 50H44V49H43ZM89 50H91V48H90ZM89 50H88V52H89ZM93 50H94V49H92V51H93ZM95 50H96V49H95ZM98 50H99V49H98ZM113 50H115V49H113ZM120 50H121V49H120ZM136 50H135V52H137ZM146 50L148 51V47L146 48ZM149 50H150V48H149ZM37 51H39V49H37ZM40 51H41V50H40ZM46 51H47V50H46ZM46 51H45V52H46ZM84 51H85V50H84ZM92 51H90L89 53H91ZM101 51H100V52H101ZM130 51H131V50H130ZM147 51H146V52H147ZM47 52H49V51H47ZM51 52H52V51H51ZM54 52H55V51H54ZM88 52H85V53H87V55H88ZM93 52L97 53L96 51H93ZM117 52H118V51H116V55H117L118 53H120V52H118V53H117ZM146 52H145V53H146ZM137 53H138V52H137ZM137 53H136V54H137ZM151 53H152V52H151ZM82 54H83V53H82ZM101 54H102V52H101V53H98L97 55L101 56ZM113 54H115V52H114ZM113 54H110V55H113ZM133 54H135V53H133ZM138 54H139V53H138ZM53 55H55V53H54ZM85 55H86V54H85ZM93 55H96V54L92 53V56H93ZM119 55H120V54H119ZM144 55H145V54H144ZM43 56H44V54H42L41 57L43 58ZM56 56H57V55H56ZM74 56L77 58L76 55H74ZM78 56H79V55H78ZM82 56H83V55H82ZM82 56L80 55V57H82ZM99 56L96 57V58H98L97 60H96V58H95L94 56H93V58L90 59V60L93 61V59H94V62H95V60H96V61L98 62V64L102 63V62L99 63L98 60H101V61H103V62L109 60V59H108V60L106 59V57L108 58V56L106 55V53H104V55L102 56V57H103V60H102V58L99 57ZM104 56H105V58H104ZM173 56H174V55H173ZM75 57H74V58H75ZM110 57H112V56H110ZM150 57H152V56H150ZM150 57L147 56L148 59H151ZM48 58H50V57H48ZM52 58H53V57H52ZM89 58H91V56H90ZM89 58H86V59L84 58L85 60L82 58V60H84V61L86 62V60L89 59ZM100 58H101V59H100ZM112 58H113V57H112ZM112 58H110L109 61H111ZM115 58H116V60H117V57H116V56H115ZM118 58H119V56H118ZM136 58H139V57L136 55ZM136 58H133V59L135 60V63L137 62V59H136ZM78 59H79V58H78ZM104 59H106V60L104 61ZM119 59H120V58H119ZM152 59H153V58H152ZM155 59H156V58H155ZM180 59L182 60V58H180ZM49 60H50V59H49ZM52 60H53V59H52ZM54 60H55V58H54ZM82 60H81V61H82ZM146 60H147V59H146ZM41 61H42V60H41ZM44 61H46V60H43V62H44ZM57 61H58V60H57ZM57 61H56V63H58ZM81 61L79 60V62H81ZM118 61L122 63V60H117V61L112 60V61H111V62H112L111 67L114 66V65H113V62H118ZM138 61H141V60L139 59ZM34 62H36V61H34ZM34 62H33V63H34ZM37 62H38V61H37ZM47 62H48V61H47ZM47 62H44V63L46 64ZM54 62H55V61H54ZM85 62H84V64H85ZM87 62H88V61H87ZM87 62H86V63H87ZM94 62H93V63H94ZM97 62H96V63H97ZM119 62H118V63H119ZM150 62H151V61H150ZM174 62H176V61H174ZM38 63H39V62H38ZM48 63H49V62H48ZM74 63H75V62H74ZM82 63H83V62H82ZM82 63H81V64H82ZM93 63H92V64H93ZM106 63H108L107 65L110 66V62H105V65H104L103 67H101L102 64H101L100 66H98V65H96V64H94V65L97 66V69H98V70L101 69V68H102V70H103V69L105 70L104 67L107 66ZM118 63H117V64L115 63V64L118 65ZM137 63H139V62H137ZM137 63H136V64H137ZM141 63H142V62H141ZM143 63H144V60H143ZM143 63H142V65H143ZM178 63H179V62H178ZM34 64H35V63H34ZM34 64H33V65H34ZM42 64H43V63H42ZM51 64H52V63H51ZM51 64H50V65H51ZM84 64H82V65H84ZM123 64H124V66H125V62H124ZM146 64L148 65V62H146ZM38 65H39V64H38ZM46 65H48V64H46ZM134 65H135V64H134ZM142 65H141V66H142ZM56 66H57V65H56ZM84 66H85V65H84ZM84 66H83V69L85 70V67H84ZM88 66L91 67L92 65L90 66V65L88 64ZM118 66H119V65H118ZM145 66H146V65H145ZM178 66H179V65H178ZM41 67H43V66H41ZM41 67H40V65H39L38 68H41ZM48 67H49V66H48ZM51 67H52V65H51ZM54 67H55V64H54ZM54 67H53V68H54ZM57 67H58V66H57ZM61 67H62V66H61ZM72 67H73V64H72L71 68H72ZM92 67H93V66H92ZM111 67H110V68H111ZM115 67H116V66H115ZM115 67H114V72H115ZM146 67H147V68H144V69H148V66H146ZM152 67H153V66H152ZM160 67H162V65H161ZM38 68H37V69H38ZM44 68H45V67H44ZM55 68H56V67H55ZM86 68H88V67H87V64H86ZM93 68H94V67H93ZM93 68H92V70H93ZM117 68H118V67H117ZM37 69H36V70H37ZM42 69H43V68H42ZM42 69H40V70L43 72ZM46 69H47V68H46ZM49 69H50V68H49ZM89 69H90V68H89ZM89 69H88V71L90 72L91 70H89ZM111 69H113V67H112ZM111 69H110V71H107V72H110V75H113V74H111ZM30 70H31V68H30ZM38 70H39V69H38ZM50 70H51V69H50ZM55 70H56V69H55ZM55 70H54V71H55ZM61 70H62V69H61ZM71 70H72V69H71ZM79 70H80V68L78 69V72H79ZM81 70H82V69H81ZM81 70H80V71H81ZM94 70H95V69H94ZM98 70H97V71L95 70L96 72H98V73H97V76L92 74L94 78L90 77V79L92 78L91 81H92L93 79H95L96 77H97V79L100 77V75L98 76V74L101 73L100 71H102V70H99V71H98ZM106 70H109V69L106 68ZM134 70H135L134 67H131V68H130V71H131V72H132V71L134 72ZM242 70H243V69H242ZM31 71H32V70H31ZM33 71H34V70H33ZM44 71H45V70H44ZM47 71H48V70H46V72H47ZM59 71H60V70H59ZM85 71H86V74H87V73H88V72H87V69H86ZM117 71H118V70H117ZM126 71H127V70H126ZM142 71H143V70H142ZM234 71H235V70H234ZM18 72H19V71H18ZM42 72H41V73H42ZM48 72H49V71H48ZM60 72H61V71H60ZM60 72H59V73H60ZM78 72H77V73H78ZM96 72H95V73H96ZM121 72H122V71H121ZM139 72H140V71H139ZM237 72H238V71H237ZM12 73H13V72H12ZM16 73H17V72H16ZM16 73H15V74H16ZM19 73H20V72H19ZM41 73H40V74H41ZM51 73H53V72H51ZM55 73H57V72H55ZM59 73H58V74H59ZM81 73H83L82 76H86V75H84L85 72H81ZM81 73H80V75H81ZM105 73H106V71H104V74H105ZM129 73H130V72H129ZM129 73H128V74H129ZM144 73H145V72H144ZM232 73H233V72H232ZM13 74H14V73H13ZM13 74H12V75H13ZM22 74H23V73H22V71H21V75H20L21 78H22ZM25 74H26V73H24L23 76H24ZM27 74H28V73H27ZM37 74H38V73H37ZM53 74H54V73H53ZM90 74H91V73H90ZM102 74H103V73H102ZM117 74H119V72H118ZM121 74H122V73H121ZM131 74H132V73H131ZM133 74H134V73H133ZM136 74H137V73H136ZM239 74H240V73H239ZM10 75H11V74H10ZM43 75H44V77H46L45 74H43ZM46 75H47V74H46ZM54 75H56V74H54ZM92 75H91V76H92ZM115 75H116V74H115ZM122 75H124V76H122V77H123L122 80H123V79L125 78V74L123 73ZM234 75H235V74H234ZM40 76H41V75H40ZM88 76H89V75H88ZM95 76H96V77H95ZM145 76H146V75H145ZM153 76H156V75H153ZM228 76H229V74H228ZM228 76H227V77H228ZM9 77H10V76L8 75V78H9ZM24 77H25V76H24ZM27 77H28V76L26 75L25 78L28 79ZM34 77H35V76H34ZM36 77H37V76H36ZM38 77H39V75H38ZM49 77H50V75H49ZM51 77H52V75H51ZM79 77H80V76H79ZM86 77H87V76H86ZM106 77L108 78L107 81L109 80V82H111V83L113 82L112 80H114V75H113V76H110V77H113L111 81H110L111 78H109V75H108V74L106 75ZM133 77H134V75H133ZM139 77H141V76H139ZM139 77L137 78V75H136V77L134 78V80H138ZM234 77H235V76H234ZM238 77H239V76H238ZM15 78H16V77H15ZM17 78H18V79H21V78H19V77H17ZM17 78H16V79H17ZM73 78H74V77H73ZM75 78H76V77H75ZM88 78H89V77H88ZM102 78H105V77H103V75H102ZM116 78H117V77H116ZM156 78H157V77H156ZM239 78H240V77H239ZM26 79H25V80H26ZM78 79H80V78H78ZM82 79H83V78H82ZM84 79H86V78H84ZM90 79H88V80H90ZM97 79H96V81H99V80H100V79H99V80H97ZM131 79H132V78H131ZM141 79H142V78H141ZM141 79H139V80H141ZM22 80H23V78H22ZM25 80H24V81H25ZM34 80H35V79H34ZM34 80H33V81H34ZM41 80H42V79H41ZM54 80H55V78H54ZM73 80H74V79H73ZM76 80H77V79H76ZM88 80H87V81H88ZM117 80H118V79H117ZM117 80L115 79V80H114V83H115V81L117 82ZM124 80H125V79H124ZM129 80H130V79H129ZM142 80H143V79H142ZM144 80H146V79H144ZM162 80H163V79H162ZM164 80H165V79H164ZM232 80H233V79H232ZM18 81H19V80H18ZM29 81H30V80H29ZM35 81H36V80H35ZM43 81H45V80H43ZM48 81L51 82L49 79H48ZM80 81H81V80H80ZM93 81H94V80H93ZM96 81H95V82H96ZM119 81H121V79H120ZM125 81H126V80H125ZM151 81H152V80H151ZM241 81H242V80H241ZM21 82H22V81H21ZM74 82H75V81H74ZM83 82H84V81L82 80V83H81L82 85H83ZM88 82H89V81H88ZM103 82H104V81H103ZM130 82H131V81H130ZM132 82H133V81H132ZM136 82H137V81H136ZM139 82H140V81H139ZM225 82H226V81H225ZM227 82H228V80H227ZM14 83H15V79H14V81H13V84H14ZM78 83H79V82H78ZM111 83H110V85H112ZM114 83H113V84H114ZM121 83H122V82H121ZM141 83H142V81H141ZM20 84H21V83H20ZM26 84H28V82H27ZM26 84H25V85H26ZM38 84H40V83H38ZM79 84H80V83H79ZM92 84H93V82H91V86H92ZM96 84H98L100 87L103 85V86H102L103 88H104V87L106 88L107 86H108V88H109V86H110V85H108V84H107V86L104 85V84H106V82H104V84H101V85H100L99 83H96ZM117 84H118V83H117ZM131 84H132V83H131ZM133 84H134V82H133ZM136 84L138 85V83H136ZM144 84H145V83H144ZM144 84H143V85H144ZM150 84H151V83H150ZM238 84H240V82H239ZM241 84H242V83H241ZM11 85H12V80H11ZM14 85H15V84H14ZM16 85H18L17 81H16ZM16 85H15V86H16ZM47 85H48V84H47ZM50 85H51V84H50ZM93 85H94V84H93ZM98 85H97V86L95 85L96 87L93 86L94 88H93V89L90 88V90H94V91L96 90V92L99 91V90H100V87H99V90H98V88H97ZM118 85H119V84H118ZM120 85H121V84H120ZM228 85H229V84H228ZM230 85H231V84H230ZM248 85H249V84H248ZM12 86H13V85H12ZM26 86H27V85H26ZM83 86H85V85H83ZM121 86H122V85H121ZM126 86H127V85H126ZM126 86H124V87H126ZM129 86H130V84H129ZM133 86H135V85H133ZM148 86H149V85H148ZM148 86H147V88H148ZM237 86H238V85H237ZM240 86H241V85H240ZM37 87H38V86H37ZM39 87H41V86L39 85ZM139 87L141 88L140 85H139ZM145 87H146V86L144 85V88H145ZM183 87H184V86H183ZM183 87H182L180 90H183V89H184ZM228 87H229V86H228ZM238 87H239V86H238ZM243 87H245V86H243ZM247 87L249 88V86H247ZM47 88H48V86H47ZM49 88H50V87H49ZM49 88H48V89H49ZM75 88H77V87L75 86ZM79 88H80V87H79ZM86 88H89V87H86ZM86 88H85V89H86ZM95 88H97V89H95ZM132 88H135V87H132ZM140 88H139V89H140ZM9 89H12V88H9ZM43 89H44V88H43ZM50 89H51V88H50ZM80 89H81V88H80ZM120 89L123 90L124 88L122 87V88H120ZM141 89H142V88H141ZM233 89H234V88H233ZM233 89L230 88V91H229L230 93H229V95H227V96H225V97H223V98L221 99V101H220L221 104H219V106L223 105L224 108L228 109V107H229L230 104H233L234 106H236V103L239 102V105L237 104L238 106H236L237 109H236L235 107H234L235 109H233V110L229 108L230 110L228 109V111H227L226 113H224L223 109H222L221 112H220V110H219V113L222 115V118H221V115H220V114L218 115V116H219V117H218L217 114L214 113V114L217 116V118H216L217 120L215 119L216 122H215V125H214V126L217 125L216 127H214V128H216V130L214 129V131L210 132V134L206 135L205 137H200V138H202V139H197L198 136L195 138V133H196V132H194V131H196V130H195L196 128H195V125H194L195 123H193V120H194L196 117L193 116V115L191 114V110H192V112H193V109H194V108L191 107V101H188V100L186 99L185 93H184V95H183V97H182L183 100H184L185 103H186L185 107L183 108V113H181V114H182V122H183L182 125H184V127L186 128V131H187V138H188L191 142H193V141L195 142V141H196L195 139H197L196 143L199 144V145L205 143L206 141L212 139L213 137H221V136H222L223 139H224V142H223L222 137L220 138V140L222 139L221 141L224 143V145L221 146V151H222V153H221V151H218V152H220L221 154H220V153L218 154V152H217V154L215 153V155H216V157H215L216 161H215L214 163L212 162V164H213L212 166L214 167L215 170H216V169L219 170L220 168L224 167L226 164H227L228 166H230V165L233 164V162L235 161V159H236L235 157H237V158L239 159V156L236 155V152H237V151L239 152V151L242 150V152H243L242 154H244V155H245L247 152L249 153V151H248L249 146L252 145L251 143H253V140H254V138L256 137V136L254 137V135H253V136L250 135V134H251V125H252L251 123H253L254 121H253V122L250 121L251 117L249 116V98H248L249 95H248V92H247L245 89H241V88L239 87L238 89H239V90L241 89V90H240V92L238 93V95H239V99H237V98L235 97V92L233 91ZM238 89L235 88V91L238 90ZM246 89H247V88H246ZM36 90H37V89H36ZM36 90H35V91H36ZM38 90H40V89H38ZM44 90H45V91H48V90H46V89H44ZM52 90H53V88H52ZM77 90H78V89H77ZM83 90H84V89H83ZM103 90H104V89L100 90V92H98V93H101L100 96H101L103 99H106V100H107V102H106V100H103V101L101 100V101H102V102H106V103L108 104V103H109L108 101L111 100V99H109V97H110V95L112 96V94L109 93V91L111 92V90L106 91V92H107V94H106L107 96H106V95L103 96V95H104L103 92L105 91V90H104V91H103ZM114 90H115V84H114ZM127 90H129V88H128ZM137 90H138V89H137ZM147 90H148V89H147ZM151 90H152V89H151ZM33 91H34V90H33ZM49 91H50V90H49ZM49 91L47 92L48 94H49ZM55 91H56V93H57L58 90L55 89ZM55 91H54V92H55ZM84 91H85V90H84ZM86 91H87V90H86ZM102 91H103V92H102ZM118 91H119V90H118ZM125 91H126V90H125ZM131 91H133V90H131ZM131 91H130V92H131ZM138 91H139V90H138ZM145 91H146V90H145ZM148 91H149V90H148ZM186 91H187V90H186ZM192 91H193V90H192ZM58 92H59V91H58ZM62 92H63V90H62ZM79 92H80V91H79ZM106 92H105V93H106ZM121 92H122V91L119 92L120 95H122ZM135 92H136V90H135ZM141 92H142V91H141ZM182 92H183V91H182ZM190 92H191V91H190ZM236 92H237V91H236ZM37 93H38V92H37ZM40 93H41V92H40ZM42 93H44V95H45V92L42 91ZM56 93H54V94L56 95ZM59 93H60V92H59ZM85 93H87V92H85ZM90 93H91V94H90ZM90 93H89V95H92V94H93L92 91H91ZM111 93H113V92H111ZM122 93H123V92H122ZM126 93H129V91L126 92ZM131 93H132V92H131ZM137 93H140V92H137ZM144 93H145V92H144ZM222 93H223V92H222ZM13 94H14V93H13ZM38 94H39V93H38ZM38 94H37V95H38ZM102 94H103V95H102ZM146 94H147V91H146ZM215 94H216V93H215ZM50 95H51V93H50ZM59 95H60V94H59ZM87 95H88V94H87ZM94 95L96 96V94H94ZM97 95H98V94H97ZM117 95H118V93H117ZM117 95L115 94L114 96L116 97ZM120 95H119V96H120ZM125 95H128V94H124V96H125ZM140 95H141V96H144V94H143V95L140 94ZM152 95H153V93H152ZM152 95H151V96H152ZM189 95H190V94H189ZM52 96H53V95H52ZM92 96H93V95H92ZM95 96H94V97H95ZM124 96H123V97H124ZM138 96H139V95H138ZM138 96H136L137 99H138ZM187 96H188V95H187ZM223 96H224V95H223ZM44 97H47V98H48L49 96H46V95H45ZM54 97H55V96H53V97L50 96V98H54ZM94 97H92V98H94ZM101 97H99V95H98V99H96V100H99V101H100V98H101ZM104 97H105V98H104ZM106 97H107V98H106ZM120 97L122 98V96H120ZM154 97H155V96H154ZM38 98H39V97H38ZM47 98H46V99L43 98V99H45V100L48 101L49 99H47ZM59 98H60V97H59ZM59 98H57L58 100L56 99V101H57V102L59 101V103H61ZM87 98H91V97L89 96V97H87ZM95 98H96V97H95ZM111 98H112V97H111ZM116 98H117V97H116ZM125 98H126V97H125ZM125 98H122V100L124 99L123 102L129 100V99H126V100H125ZM152 98H153V97H152ZM209 98H210V97H209ZM108 99H109V100H108ZM134 99H135V98H134ZM137 99H136V100H137ZM218 99H219V98H218ZM33 100H34V99H33ZM39 100H41V99H39ZM45 100H44V101H45ZM51 100H53V99H50V105H49V106H55V105L51 104ZM85 100H86V99H85ZM91 100H93V99H89L88 102L91 103ZM94 100H95V99H94ZM115 100H116V99H115ZM119 100H121V99H119ZM204 100H205V99H204ZM212 100H213V99H212ZM34 101H35V100H34ZM34 101H33V102H34ZM42 101H43V100H42ZM61 101H62V99H61ZM99 101H96V105H97V103H98ZM117 101H118V100H117ZM139 101H143V97H142V99H141V97H140L139 100H138V102H139ZM144 101H145V100H144ZM144 101H143V102H144ZM152 101H155V100H152ZM33 102H32V103H33ZM35 102H37V101H35ZM57 102H56V103H57ZM85 102L88 104L87 101H85ZM102 102H100L101 105H100V103H99V106H100V107L103 105ZM110 102H111V101H110ZM114 102H115V101H114ZM114 102H113V103H114ZM121 102H122V101H121ZM121 102H120V103H121ZM132 102H133V101H132ZM136 102H137V101H136ZM138 102H137V104H139ZM204 102H205V101H204ZM204 102H203V103H204ZM206 102H207V101H206ZM212 102H213V101H212ZM41 103L46 104L45 102H39V107H40ZM86 103H85V106H86ZM113 103H112V104H113ZM115 103L118 104V102H115ZM115 103H114V104H115ZM120 103H119V104H120ZM126 103H127V102H126ZM140 103H142V102H140ZM149 103H150V99H149ZM153 103H156V102H153ZM216 103H217V102H216ZM218 103H219V102H218ZM222 103H223V104H222ZM36 104H38V103H36ZM48 104H49V102L47 103V105H48ZM54 104H55V101H54ZM107 104H105V105L108 106ZM116 104H115V106L118 107V105H116ZM128 104H129V103H128ZM128 104H126V105H128ZM146 104H147V103H146ZM146 104H145L144 112H143L144 116H143V117L141 116L142 118L140 117L141 119H140V118L138 119L139 121L141 120V122H142L144 119H145V121H146V119H147V115H145V114H146L145 112L147 111V110H145V108L147 109ZM207 104H208V103H207ZM211 104H212V103H210V106H211ZM213 104H214V103H213ZM96 105H95V102L92 103V107H91V108H93V109H92V114H94V115L97 114L99 117H98V116H96V117H97V119H99L100 116H101V114H103V116L105 115V112H106V106H102L101 110H100V107L97 106V109H98V107H99V110H100L99 112H101L102 110H103V111L105 110L104 113H103V111H102L101 114L99 113V114H100V115H99L98 112L95 111V106H96ZM121 105H122V104H121ZM121 105H119V106H121ZM130 105L134 106L135 104H134V105H133V104H130ZM130 105L128 106V108L130 107ZM143 105H144V104H143ZM151 105H152V104H151ZM151 105H150V107H151ZM34 106H36V105H34ZM41 106H42V107H40V108H42V109H41L42 112H40L41 115H42V114H46V113H43V111L45 112V110L48 112L47 114H50V112H49L47 109H45L46 107H44V109H45V110H44V109H43V105H41ZM44 106H45V105H44ZM122 106H123V105H122ZM195 106H196V105H195ZM202 106H203V105H202ZM210 106H209V110L212 109V108H213V110L216 109V107H213V106L210 107ZM214 106H215V104H214ZM216 106H218V105L216 104ZM223 106H222V108H223ZM231 106H232V105H231ZM32 107H33V106H31V108H32ZM47 107H48V106H47ZM89 107H90V106L87 105V107H85L86 110H87V108L89 109ZM103 107H104V108H103ZM124 107H125V103H124ZM138 107H141V106H138ZM40 108H39V109H40ZM53 108H56V107H53ZM108 108H109L108 110H110V106H109ZM111 108H112V106H111ZM126 108H127V107H126ZM126 108H123V109L126 110ZM34 109L37 110L36 108L33 107V110H31L32 112L30 111L31 114H33V115H34L35 112H38V110H37V111H34ZM63 109H64V108H62V110L59 109V110H61V114H60V111H59L60 116H59V114H57L58 116H55V115H53V116H54L55 118L63 116V113H62V112H63ZM97 109H96V110H97ZM113 109L115 110V107H113L111 111H113ZM116 109H118V108H116ZM120 109L122 110L121 107H119V110H120ZM150 109H151V108H149V111H151ZM218 109H220V107H218ZM53 110H54V109H53ZM56 110H57V109H56ZM119 110H118V111L115 110V111H116L118 114H120V111H119ZM127 110H129V109H127ZM127 110H126V111H127ZM135 110H136V109H135ZM139 110H141V108H140ZM139 110H138V112H140ZM213 110H212V111H213ZM87 111H88V110H87ZM111 111H109V113H110ZM122 111H124V110H122ZM122 111H121V114H122ZM210 111H211V110H210ZM54 112H55V111H54ZM96 112H97V113H96ZM127 112H128V111H127ZM131 112H132V110H131ZM138 112H137V113H138ZM213 112H214V111H213ZM56 113H57V112H55V114H56ZM125 113H126V112H124L123 115L126 116L127 113H126V114H125ZM129 113H130V112H128V114H129ZM151 113H152V112H151ZM151 113L149 112V114H151ZM175 113H176V111H175ZM205 113H206V112H205ZM35 114H36L35 117H34L33 115H31V116H33V118H32L31 120H32V122H33V121H37V124H38V121H39V120H42V118H40V119L38 118V120H33L34 118H37V114H38V113H35ZM106 114H108V112H106ZM112 114H113V112H112ZM112 114H111V113H110V115L108 114V118H109V116L111 117ZM128 114H127V115H128ZM224 114L226 115L225 117H223ZM38 115H39V114H38ZM41 115H40V116H41ZM88 115H89V113H88ZM94 115L91 116L92 119H94ZM130 115H131V114H130ZM133 115H134V112H133ZM133 115H132V117H133ZM175 115H176V114H175ZM175 115L173 114L174 117H176ZM40 116H39V117H40ZM45 116H49L50 119H49L48 117H45ZM51 116H52V114H51ZM51 116H50V115H44V116H42V117H45V119L43 120L44 122L41 121L42 124L44 123L43 125H45V128H49V132H50V128H51V127H47L46 124L48 125L49 123H46V122L51 121V124H55V125H57V126L59 127V125L55 123V122H57V119H56V121H52V120H54L55 118L53 117V119H52ZM103 116H101V117H103ZM125 116H124V120H126V117H127V118L130 117V116H126V117H125ZM145 116H146V117H145ZM152 116H153V114H152ZM196 116H197V115H196ZM216 116L212 115V117H216ZM252 116H253V115H252ZM104 117H105V116H104ZM106 117H107V116H106ZM106 117H105V118H106ZM112 117H113V115H112ZM114 117H115V116H114ZM119 117H121V116H119ZM119 117H116V118H113V119H117V118H119ZM144 117H145V118H144ZM177 117H178V116H177ZM177 117H176V119H177ZM202 117H203V116H202ZM206 117H207V116H206ZM249 117H250V118H249ZM30 118H31V117L29 116L28 119H30ZM46 118H48L47 120H49V121H47ZM108 118H107V119H108ZM143 118H144V119H143ZM151 118H152V117H151ZM219 118H220V119H219ZM26 119H27V118H26ZM102 119H103V118H102ZM111 119H112V118H111ZM113 119H112V123H116V122L113 121ZM132 119H133V118H132ZM149 119H150V116H149V118H148L147 121H149ZM154 119L156 120V118H154ZM162 119L164 120V117H162ZM173 119H175V118H173ZM199 119H200V118H199ZM206 119H207V118H206ZM255 119H256V118H255ZM259 119H260V118H258V120H259ZM261 119H262V118H261ZM261 119H260V120H261ZM263 119H264V117H263ZM18 120H19V119H18ZM18 120H17V122H20V120H19V121H18ZM31 120H30V121H31ZM85 120H87V119H85ZM104 120H105V119H104ZM109 120H110V119H109ZM109 120H106V121H105V122H106L105 127H107V129L110 130L111 127H113L114 125H113V124H112V125L110 124V125H111V126H110L109 123H108ZM119 120L122 121V117H121V119H119ZM152 120H153V118H152ZM195 120H196V119H195ZM195 120H194V121H195ZM200 120H201V119H200ZM207 120H208V119H207ZM215 120H214V121H215ZM252 120H253V119H252ZM14 121H15V122H13V125H14L15 123L17 124L16 120H14ZM24 121H25V120H21V123L18 124L17 127L14 128V129H17L18 126H19V128H20L22 122H23V124H24ZM90 121H91V120L89 119V122H90ZM100 121H101V122H100ZM110 121H111V120H110ZM110 121H109V122H110ZM115 121H116V120H115ZM126 121H127V120H126ZM147 121H146V122H147ZM197 121H198V119H197ZM202 121H203V119H202ZM28 122H29V121H26L25 124H28ZM41 122L39 123L40 125H41ZM99 122H100V123H99ZM128 122H129V121H128ZM164 122H165V123H168V122H166V121H164ZM200 122H201V121H200ZM209 122H210V121H209ZM262 122H263V121H262ZM9 123H10V122H9ZM29 123H30V122H29ZM58 123H59V121H58ZM90 123H91V122H90ZM92 123H93V122H92ZM101 123H103V122H102V120L100 119V120L98 121V123L96 122V123H93V124H92V128H95V127H97V126H98V127H100V126L102 127V125H98V124H101ZM107 123H108V124H107ZM117 123H118V119H117ZM137 123H138V122H137ZM139 123H140V122H139ZM139 123H138V124H139ZM142 123H144V121H143ZM142 123H140V124L138 125V127H139L140 125H141V127H142V126H143ZM161 123H162L163 125H166V124L163 123V122H161ZM254 123H256V122H254ZM254 123H253V125H254ZM23 124H22V127H23ZM30 124H31V123H30ZM32 124H33V123H32ZM59 124H60V123H59ZM104 124H105V123H104ZM120 124H123V123L120 122V123L117 124L116 126L118 127V129L120 128L119 130L121 131V129H124V128H123L122 126L119 127L118 125H120ZM213 124H214V123H213ZM257 124H258V123H257ZM10 125H12V124H10ZM13 125L10 126V127H8V124H7L5 129L7 130V128H12V132H14V131H13ZM35 125H36V123H35ZM35 125H34V126H35ZM43 125H42V126H43ZM95 125H97V126H95ZM128 125H129V124H128ZM146 125H147V123H146ZM148 125H149V122H148ZM152 125H153V124H151V127L149 128V130H152V129L154 130V126L152 127ZM155 125L158 126L159 124H158V125L155 124ZM196 125H197V124H196ZM15 126H16V125H14V127H15ZM38 126H39V125H38ZM42 126H39V128H38V127L36 128V126H35V127H34V128H35V132H36V131H40V128L42 129ZM50 126H51V125H50ZM53 126H54V125H53ZM57 126H56V127H57ZM88 126H89V125H88ZM116 126H114V127H116ZM156 126H155V127H156ZM169 126H170V125H169ZM22 127H21V128H22ZM32 127H33V126H31V127H29V128H28V127H25V128H22V129L25 130L26 128H28V129H26L25 131H29L30 128H31V130L34 129V128H32ZM43 127H44V126H43ZM60 127H61V126H60ZM114 127H113V128H114ZM117 127H116V128H117ZM162 127H163V126H162ZM164 127H166V129H167L168 126H164ZM178 127H179V126H178ZM142 128H144V126H143ZM151 128H152V129H151ZM160 128H161V126L159 125V129H160ZM36 129H38V130H36ZM54 129H55V128H54ZM58 129H59V128H58ZM61 129H62V128H61ZM89 129H90V127H89ZM89 129H88V130H89ZM100 129H102V128H100ZM100 129H99V130H100ZM130 129H131V128H130ZM166 129L162 128V129H160V131H163V130H164V131L166 132ZM210 129H211V128H210ZM255 129H256V127H255ZM255 129H254V130H255ZM8 130H10V129H8ZM43 130H44V129H43ZM95 130H97V128H95ZM103 130H104V128H103ZM105 130H106V129H105ZM127 130H128V128L125 127V129H124L125 133L123 132V133L125 134V136H126V132H128ZM145 130H146V128H145ZM169 130H170V128H169ZM169 130H167V131L169 132ZM256 130H257V132H258V129H256ZM21 131H22V130H21ZM21 131H18V132H21ZM52 131H53V130H51V132H52ZM54 131H55V130H54ZM107 131H108V130H107ZM110 131H112V130H110ZM116 131H117V130H116ZM136 131H138V130H136ZM136 131H135V133H136ZM160 131H159V132H160ZM164 131H163V132H164ZM4 132H5V131H4ZM31 132H32V131H31ZM33 132H34V131H33ZM44 132H46V130H45ZM49 132H47L46 134L44 133V134H45V135L50 134ZM95 132L98 133L99 131H95ZM112 132H114V131H112ZM121 132H122V131H121ZM132 132H134V131L132 130ZM148 132H149V131H148ZM157 132H158V129H157ZM179 132H180V130H179ZM259 132H260V128H259ZM6 133L10 134L9 136L12 135L9 131H7ZM15 133H17V132L15 131ZM23 133L27 135L28 132L25 133V132L22 131L21 134H23ZM53 133H54V132H53ZM88 133H89V135L94 134V135H92V136H95V137L92 138L93 140L91 139V137L89 138V139L92 140V142H91L92 144L90 143V144H89V147H92V151H93V155H92L91 160H90L91 165H93L95 168H99V167H96V166H100V167H102V168H106V169L104 170V172H105L107 169H109V170L111 169V170L109 171V173H110V172L112 173L113 171H117V170H119V168H118V169L115 168V170H114V167L116 166V163L118 162V159H119V160H121V159L123 160V158L126 156V155L123 156V158H121V156H119V155H121L119 152H120V150H121L122 147H121L120 149H117V151L115 150L116 147H115V142H114V140H113V137H114V135H115V136L118 135L119 131H118V133H115V134L112 133V135H113L112 137H109V136H108V137L104 138L103 141H102L100 144L97 142V141H99L98 138L96 139V137H98V134H97V133H94V132L92 133L91 131L88 132ZM99 133H100V132H99ZM138 133H139V132H138ZM138 133H137V134H138ZM151 133H152V132L150 131V132L148 133V136L145 135L146 133H145V134L140 133V134H142V135H140V137H139V139H140L139 141L141 142V144L138 142V144H140V149H138V151L140 150V151H139V152H140V159H139L140 161L138 160L139 163H140V165L135 163V164L138 165V166H141V164H142V166H146V165H144V164L142 163V162H143V159H142V158H143V153H144L145 149H147V148H146V141L148 140V138H150L149 134H151ZM155 133H156V132H155ZM161 133H162V132H161ZM166 133H167V132H166ZM21 134L19 133L18 136L15 137L16 139L14 138L15 140H13V141H17V138L23 137V136H21ZM24 134H23V135H24ZM28 134H29V133H28ZM40 134H41V132H40ZM51 134H52V133H51ZM51 134H50V135H51ZM59 134H60V133L58 132V136H59ZM95 134H96L97 136H96ZM100 134H103V135H104V133H100ZM100 134H99V135H100ZM105 134H106V133H105ZM119 134H122V133H119ZM124 134H123V135H124ZM130 134H132V133H131V132H130V133H127L128 136H129ZM133 134H134V133H133ZM133 134H132V135H133ZM137 134H136V135L134 134L132 138L134 139V136H137ZM197 134H198V133H197ZM253 134H254V133H253ZM255 134H256V133H255ZM15 135H17V134H15ZM26 135H24V137H26ZM38 135H39V132H38ZM50 135H48V136H50ZM53 135H54V134H52L51 137H53ZM67 135H69V134H67ZM103 135H102V136H103ZM123 135H119V136H117L116 138L119 137V138L122 139V138H123ZM153 135L155 136V139L152 137V138H150V140L154 139L153 141H155L156 144L158 145V142H159L160 140H159V139H156V138H159V137H156L155 134H153ZM158 135H159V134H158ZM259 135H260V134H259ZM13 136H14V135H13ZM27 136H29V135H27ZM39 136H40V135H39ZM58 136H57V133H56V137H55V139L57 138V140H58V139H59ZM104 136H105V135H104ZM120 136H121V137H120ZM130 136H131V135H130ZM130 136H129V137H130ZM171 136L174 138L173 135H171ZM200 136H201V135H200ZM202 136H203V135H202ZM251 136H252L253 139L251 138ZM261 136H262V135H261ZM261 136H260V137H261ZM24 137H23V138H24ZM30 137H31V136H30ZM30 137H27V138H30ZM51 137H50V138H51ZM60 137H61V135H60ZM129 137L126 136V138H128V140H129ZM161 137H162V136H161ZM166 137H167V135H166ZM166 137H165V135H164V138H165V139H166ZM169 137H170V135H169ZM27 138L25 139V140H27L26 142L32 140V139H27ZM43 138H44V137H43ZM43 138H42V139H43ZM50 138L48 137L47 139H49V140H47V141L53 140V139H50ZM53 138H54V137H53ZM99 138H100V136H99ZM135 138H136V137H135ZM170 138H171V137H170ZM257 138H258V137H257ZM262 138H264V135H263ZM12 139H13V138L11 137L10 140H12ZM33 139H34V138H33ZM35 139H37V138H35ZM35 139H34V141H35ZM45 139H46V138H45ZM45 139H44V140H45ZM67 139H68V138H67ZM123 139H124V138H123ZM136 139H137V138H136ZM165 139H164V140H165ZM251 139H252V140H251ZM259 139H261V138H259ZM259 139H256V138H255L254 143L256 144V141H259ZM91 140H90V141H91ZM96 140H97V141H96ZM134 140H135V139H134ZM134 140H133V142H135ZM157 140H159V141H157ZM177 140H179V139H177ZM239 140H240V142H239ZM34 141L32 140V142H34ZM42 141H43V140H42ZM47 141H46V142H47ZM90 141H89V142H90ZM115 141L117 142L116 139H115ZM124 141H125V140H124ZM124 141H123V143H124ZM126 141H127V140H126ZM126 141H125V142H126ZM153 141L151 142L152 144H154ZM237 141H238L239 143H237ZM250 141H251V143H250ZM261 141L263 142L264 140L261 139ZM17 142H18V141H17ZM40 142H41V140H40ZM40 142H39V143H40ZM55 142H56V141H55ZM55 142H54V143H55ZM127 142H128V141H127ZM174 142H175V141H174ZM191 142H189V143H191ZM28 143H29V142H28ZM39 143H38V144H39ZM43 143H44V142H43ZM47 143H49V142H47ZM54 143H53V144H54ZM123 143H122V144H123ZM129 143H130V141H129ZM165 143H166V142H165ZM187 143H188V142H187ZM206 143H207V142H206ZM240 143H241V144H240ZM254 143H253V144H254ZM49 144L52 145L51 142H50ZM56 144H57V143H56ZM120 144H121V143H120ZM124 144H126V143H124ZM133 144H134V143H133ZM249 144H250V145H249ZM255 144H254V145H255ZM259 144H261V143H259ZM259 144H258V145H259ZM262 144H263V143H262ZM262 144H261V146H262ZM30 145H31V144H30ZM41 145H42V147H43V146L45 145V143L42 144V142H41V144H40V149H42ZM91 145H92V146H91ZM99 145H100L101 147H100ZM128 145H130V144H126L125 147H127ZM149 145H151V144H149ZM154 145H155V144H154ZM159 145H160V144H159ZM178 145H179V144H178ZM182 145H183V144H182ZM258 145H256V146L258 147ZM36 146H37V149H36V150H38V148H39L38 146H39V145H36ZM86 146H87V145H86ZM121 146H122V145H121ZM135 146H136V142H135ZM135 146H134V147H135ZM152 146H153V145H152ZM236 146H238L237 149H239V150H237V151H236ZM256 146H255V147H256ZM261 146H259V147H260V150H258L259 148L257 149L258 152H257V150H256L255 148H254L255 151H253V146H252V151L254 152V154H255V152H257L256 154H258V155L261 153ZM263 146H264V145H263ZM27 147H28V145H27ZM44 147H46V145H45ZM48 147H49V149H47V150H50L51 147H52V149L54 150V146H48ZM117 147H118V145H117ZM119 147H120V145H119ZM125 147H124V149H125ZM150 147H151V146H149V148H150ZM154 147H155V146H154ZM176 147H177V146H176ZM240 147H241V149H240ZM257 147H256V148H257ZM28 148H30V146H29ZM33 148H34V147H32V149H33ZM98 148H102V150H104V152H106V154H105L103 151H98ZM128 148H130V147H128ZM131 148H132V146H131ZM131 148H130V149H131ZM136 148H138V147H136ZM136 148H134V149H136ZM152 148H153V147H152ZM263 148H264V147H263ZM43 149L46 150V148H43ZM43 149H42L41 151H43ZM52 149L50 150L51 152L53 151ZM124 149L121 151L122 154H125V153H123ZM132 149H133V148H132ZM132 149H131V150H132ZM156 149H158V148H156ZM211 149H213V148H211ZM211 149H210V151H211ZM36 150H35V148L33 149L34 152H35ZM86 150H87V149H86ZM164 150H165V149H164ZM213 150H214V149H213ZM219 150H220V149H219ZM249 150H250V149H249ZM39 151H40V150H39ZM39 151H38V152H39ZM118 151H119V152H118ZM126 151H127V150H126ZM128 151H130V150H128ZM134 151H135V150H134ZM157 151H158V150H156V153H157ZM210 151H209V152H210ZM235 151H236V152H235ZM259 151H260V153H259ZM31 152H32V151H31ZM31 152H30V153H31ZM34 152L32 153V154H33V160H34V159H38V158H35V157H37L36 155L41 154V156H42V154H43L42 157L40 156L41 159H42V160H40V163L43 162V159H45V158H43V157H45V156H46V158L48 157V155L45 153V151H43V153H42V152H39V154H37V153H38L37 151H36L37 153H35V154H34ZM46 152L48 153V151H46ZM101 152H103V154H105V155L103 156ZM114 152H116L117 155L119 154L118 157H120V158L116 157V155H115L116 153L114 154ZM124 152H125V151H124ZM130 152H131V151H130ZM130 152H127V153H130ZM250 152H251V151H250ZM85 153H86V152H85ZM98 153H99V154H98ZM100 153H101V154H100ZM152 153H154V152H152ZM156 153H154V154L156 155ZM251 153H252V152H251ZM28 154H29V153H28ZM28 154H24V157H27V156H25V155H28ZM44 154H45V156H44ZM86 154H87V153H86ZM97 154L100 155V156L102 155V157H99ZM145 154H146V153H145ZM211 154H212V153H211ZM252 154H253V153H252ZM256 154H255V155H256ZM29 155H30V154H29ZM34 155H35V157H34ZM127 155L130 156L131 154H127ZM152 155H153V154H151L150 156H148V154H147L148 158L151 157ZM202 155H203V153H202ZM202 155H201V156H202ZM212 155H213V154H212ZM239 155H240V152H239ZM263 155H264V154H263ZM129 156H128V157H129ZM134 156H135V155H134ZM134 156H133V157L131 156V158L134 159ZM252 156H254V155H252ZM252 156H251V158H252ZM40 157H39V158H40ZM115 157H116V159H117V162H116V160H115ZM126 157H127V156H126ZM126 157L124 158V160H125V159L127 160ZM154 157H155V156H154ZM154 157H153V158H154ZM245 157H246V156H245ZM30 158H31V157H30ZM151 158H152V157H151ZM243 158H244V157H243ZM261 158H262V159H260L261 161H259L258 164L256 165V167L254 168V169L256 170V172L259 171L260 173H262V171L264 170V168H263V167H264V166H263V158H264V156L261 157ZM136 159H137V158H136ZM149 159H150V158H149ZM196 159H197V158H196ZM210 159H211V157H210ZM28 160H29V159H28ZM31 160H32V158H31ZM46 160H47V159H46ZM46 160H44V162H45ZM51 160H52V159H51ZM51 160H50V161H51ZM129 160H130V158H129ZM144 160H146V158H145ZM157 160H158V159H157ZM197 160H198V159H197ZM211 160H213V159H211ZM16 161H17V160H16ZM19 161H20V162H21V161H24V159H23V160H19ZM19 161H18V164L20 163ZM35 161H36V160L33 161L34 164H35V166H36L37 163H38V165H40L39 162H38L39 159H38L37 163H35ZM48 161H49V160H48ZM127 161H128V160H127ZM90 162H89V163H90ZM123 162H125V161H123ZM131 162H132V161H131ZM169 162H170V161H169ZM169 162H168V163H169ZM192 162H193V160H192ZM194 162H195L194 165H195V169H196V171H197V169H198V170L201 169V168H199L198 165H197L198 161H196V160L194 159ZM16 163H17V162H16ZM26 163H27V162H26ZM118 163H120V161H119ZM125 163H126V162H125ZM127 163H129V162H127ZM243 163H244V162H243ZM12 164H15V163H12V162H11V165H12ZM22 164H23V162H22ZM22 164H19V166L22 165ZM27 164H28V163H27ZM34 164H32L33 167H34ZM146 164H147V163H146ZM165 164H166V163H165ZM28 165H29L30 168H31L32 165H30V164H28ZM28 165L26 166L27 169H29ZM153 165H157V163H156V164L154 163V164H152L151 166L147 165V167L151 169V167H152ZM234 165H235V164H233L232 166H234ZM15 166H17V165L15 164ZM15 166H13V168H15ZM22 166H23V165H22ZM93 166H92V167H93ZM129 166H130V165H129ZM163 166H164V165H163ZM163 166H162V167H163ZM167 166H168V165H167ZM167 166H166V167H167ZM228 166H227V167H224V168H229L230 170H232V169L230 168L231 166H230V167H228ZM241 166H242V164L239 166V168H240ZM17 167H18V166H17ZM94 167H93V168H94ZM120 167H121V166H120ZM125 167H127V166H125ZM159 167H160V166H159ZM166 167H165V168H166ZM168 167H169V166H168ZM200 167H201V166H200ZM18 168H20V167H18ZM75 168H76V167H75ZM82 168H83V167H82ZM102 168H101V170H103ZM148 168H145V169L148 171ZM153 168H154V167H153ZM156 168H157V166H156L155 169H153V170L156 171V170L158 169V168H157V169H156ZM224 168H222V169H224ZM53 169H54V168H53ZM122 169H123V168H122ZM124 169H125V168H124ZM128 169H129V168H128ZM150 169H149V170H150ZM229 169H228L227 173L225 172V173H226L225 176H226V177L228 176L227 178H229V175H230V177H232V175H231L230 173H228V172H230ZM235 169L238 170V167L236 168V166H235V168H233V170L235 171ZM254 169H253V170H254ZM29 170H30V169H29ZM72 170H73V169H72ZM153 170L151 169L150 171L153 172ZM212 170H213V168H212ZM212 170H211V171H212ZM225 170H226V169H225ZM233 170H232V172H234ZM251 170H252V169H250V171H251ZM27 171H28V170H27ZM53 171H54V170H53ZM130 171H131V170H130ZM213 171H214V170H213ZM222 171H223V170H222ZM222 171L220 170V171L218 172L219 175L221 174L220 172H222ZM29 172H30V171H29ZM29 172H28V173H29ZM54 172H55V171H54ZM59 172H60V171H59ZM82 172H83V171H82ZM123 172H124V171H123ZM144 172H145V171H144ZM232 172H231V173H232ZM253 172H255V171H253ZM28 173H27V174H28ZM111 173H110V174H111ZM156 173H157V172H156ZM212 173H213V172H212ZM240 173H241V172H240ZM17 174H18V173H17ZM54 174H55V173H54ZM81 174H82V173H81ZM81 174H80V175H81ZM83 174H84V173H83ZM112 174L114 175V173H112ZM147 174L150 175L149 172H148ZM213 174H215V173H213ZM222 174H224V173H222ZM227 174H229V175H227ZM232 174H233V176L235 175V173H232ZM248 174H249V173H248ZM254 174H255V173H254ZM113 175H109V176H112V178H114ZM153 175H154V174H153ZM156 175H157V174H156ZM255 175H257V174H255ZM117 176H118V175H117ZM154 176H155V175H154ZM214 176H215V175H214ZM217 176H218V175H217ZM223 176H224V175H223ZM57 177H58V175H57ZM81 177H83V176H81ZM119 177H120V176H119ZM152 177H153V176H152ZM27 178H28V176H27ZM27 178H26V179H27ZM150 178H151V177H150ZM243 178H244V177H243ZM245 178H248V176L245 177ZM245 178H244V179H245ZM26 179H25V181H27ZM78 179H79V178H78ZM109 179H110V177H109ZM121 179H122V176H121ZM121 179H120V180H121ZM223 179H224V182H223ZM23 180H24V177H23ZM23 180H22V181H23ZM68 180H69V179H68ZM231 180H232V178H231ZM18 181H20V180H18ZM118 181H119V179H118ZM142 181H143V180H142ZM142 181H141V182H142ZM155 181H156V180H155ZM221 181H222L223 183H225V177H222V180H221ZM221 181H219V183H220ZM233 181H234V180H233ZM241 181H243V179H242ZM249 181H252V182L249 183L248 180H247V181H246L247 184H245V185L243 184V185H242V186H244V187L241 186L242 188L240 187V189H236V190H234V194L236 193L237 196H238V195H244L245 193L248 192V193H249L248 198L245 197V198H247V199H244V198H242V196H241L240 198H242V202H239V200H238V201H234V200H233L234 202H233V201H230V202H228V203H226V204H221V206L219 207L221 210H223L224 213H226V211H233V213H235V215H232V216L224 215V217H225V216H226L227 218H233V217H235V218H237V219L239 220L238 222L241 221L239 224L243 223L244 225H248V226H247L248 228H247V229H244L245 231H244L243 229H241L240 237H239V239L237 238L238 241L236 240V242H235V244H234L235 246L233 245V247H236V248H235L236 251L234 250L235 252H234V251H233V252H234L235 254L238 252V253H240V255H239V254H238L239 256H237V255H233V257L228 256V258L230 257V258L232 259V262L230 261L231 264H264V228H262L263 226L261 225V224H263V222H264V175H263V174H260L259 176L255 177V180H254V181H253V180H250V179H249ZM52 182H53V180H52ZM67 182H68V181H67ZM109 182H110V180H109ZM222 182H221V183H222ZM20 183H21V182H20ZM228 183H231V182H229V179H228ZM25 184H26V183H25ZM25 184H24V185H25ZM22 185H23V182H22ZM24 185H23V186H24ZM117 185H118V184H117ZM16 186H17V185H16ZM18 186L23 188V186H21V185H18ZM128 186H129V185H127V183H126L125 181H123V183L120 184V185H118V186H117L118 188L115 189V190H118V191L120 192V194H121V193H124V192H126V191L128 192ZM136 186H137V184H136ZM16 189L19 190V188H16ZM16 189H15V190H16ZM140 189H141V188H140ZM142 189H144V188H142ZM142 189H141V190H142ZM15 190H14V191H15ZM22 190H23V189L19 190V191H18V194L20 193V191H21V193H22ZM129 190H130V189H129ZM135 190H137V189H134V191H135ZM206 190H207V189H206ZM138 191H139V190H137V192H138ZM232 191H233V190H232ZM15 192H16V191H15ZM24 192H25V191H23V193H24ZM115 192H116V191H115ZM137 192H134V193H133V196H134L135 193H137ZM154 192H155V191H154ZM21 193H20V194H21ZM107 193H108V192H107ZM138 193H140V192H138ZM160 193H161V192H160ZM226 193H227V192H226ZM18 194H17V195H18ZM112 194H113V193H112ZM114 194H115V193H114ZM125 194H126V193H125ZM146 194H147V193H146ZM150 194H152V193L150 192ZM212 194H213V193H212ZM7 195H10V194H7ZM139 195H140V194H139ZM18 196H19V195H18ZM123 196H124V195H123ZM123 196H122V197L120 196V198H122L121 200H124V199L129 198L128 195H127L126 197H125V196L123 197ZM137 196H138V195H137ZM145 196H146V195H145ZM213 196H214V195H213ZM225 196H226V195H225ZM111 197H112V195H111ZM111 197H110V199H111ZM130 197H131V200H132V196H130ZM135 197H136V196H135ZM179 197H180V196H179ZM185 197H186V196H185ZM232 197H233V196H232ZM41 198H42V195L40 196V199H41ZM136 198H137V197H136ZM227 198H228V197H227ZM230 198H231V197H230ZM234 198H236V197H234ZM178 199H180V198H178ZM251 199H252V201H251ZM253 199H254V200H253ZM117 200H118V199H117ZM121 200H120V201H121ZM166 200H167V199H166ZM166 200H165V201H166ZM181 200H182V199H181ZM245 200H246V201H245ZM125 201H126V200H125ZM132 201H134V199H133ZM163 201H164V200H163ZM167 201H168V200H167ZM244 201H245V202H244ZM127 202H128V201H127ZM130 202H131V201H130ZM130 202H128V205L130 204ZM196 202H197V201H196ZM221 202H222V201H221ZM224 202H225V201H224ZM6 203H7V202H5V204H6ZM25 203H26V202H25ZM29 203H30V202H29ZM46 203H47V202H46ZM116 203H119V202L116 201ZM131 203H132V202H131ZM161 203H162V202H161ZM164 203H165V202H164ZM208 203H209V202H208ZM162 204H163V203H162ZM116 205H117V204H115V206H116ZM125 205L127 206V203H125ZM125 205H123V206H125ZM179 205H180V204H178V206H179ZM181 205H182V204H181ZM4 206H5V205H4ZM28 206H29V205H28ZM51 206H52V205H51ZM149 206H150V205H149ZM183 206H184V205H183ZM113 207H114V205H113ZM118 207H119V206H118ZM118 207H116V208H118ZM121 207H122V206H121ZM121 207H120L119 209H121ZM143 207H144V206H143ZM143 207H142V208H143ZM160 207H161V205H160ZM185 207H186V206H185ZM185 207H184V209H185ZM24 208H25V207H24ZM24 208H23V209H24ZM123 208H124V207H123ZM144 208H146V207H144ZM173 208H174V207H173ZM180 208H181V207H180ZM215 208H216V207H215ZM51 209H52V207H51ZM148 209H149V208H148ZM169 209H170V208H169ZM175 209H177V208L175 207ZM178 209H179V208H178ZM184 209H182V210H184ZM46 210H47V209H46ZM46 210H43V211L45 212ZM117 210H118V209H117ZM150 210H151V211H152V210L154 211V209H152V208H151ZM150 210H148V212H149ZM165 210H166V209H165ZM172 210H173V209H172ZM179 210H180V209H179ZM16 211H18V209H16ZM166 211H167V210H166ZM168 211H169V210H168ZM168 211H167V212H168ZM174 211L176 212V210H174ZM174 211H173V212H174ZM110 212H111V211H110ZM110 212H109V213H110ZM167 212H166V213H167ZM173 212L170 211V213H173ZM175 212H174V213H175ZM177 212H178V210H177ZM177 212H176V213H177ZM168 213H169V212H168ZM180 213H182V212H180ZM228 213H229V212H228ZM42 214H43V213H42ZM145 214H146V213H145ZM151 214H154V213H151ZM151 214L148 213V214H146L145 217H147L148 215L152 216ZM162 214H163V213H162ZM231 214H232V213H230V215H231ZM134 215H135V214H134ZM141 215H142V214H141ZM143 215H144V214H143ZM163 215H165V214H163ZM166 215H167V214H166ZM166 215H165V216H166ZM126 216H128V215H126ZM126 216H125V217H126ZM157 216H158V215H157ZM159 216H162V215H159ZM165 216H164V217H165ZM120 217H121V219H120ZM120 217H119V219L122 220V221L127 219V217H126V218H122V215H120ZM128 217H129V216H128ZM137 217H138V216H137ZM142 217H143V216H142ZM145 217H144V218H145ZM153 217L156 218L155 215H153ZM164 217H161V218H164ZM117 218H118V217H117ZM117 218H116V220H117ZM129 218H130V217H129ZM129 218H128V220H129ZM134 218L136 219V221L134 220ZM144 218L141 220V221H144L143 223H145ZM147 218H148V219H146V223H148L147 220L150 222V221H152V220L154 219V218H153V219L151 220L152 217L149 219V216H148ZM119 219H118V222H119V223H118L117 226H120V225H119V224H120V220H119ZM140 219H141V218H140ZM140 219H139V218L137 219L135 216L133 217L134 222H137L136 224L139 223V224L136 225L135 227H137V226H138V227H140V226L142 227V226H143V224L140 225V223H141V222L139 221ZM110 220H111V219H110ZM112 220H114V219H112ZM116 220H114V221H116ZM128 220H127V221H128ZM131 220H132V218H131ZM172 220H173V219H172ZM114 221H113V222H114ZM138 221H139V222H138ZM153 221H154V220H153ZM165 221H166V220H165ZM183 221H184V220H183ZM229 221H231V220H229ZM111 222H112V221H111ZM111 222L109 221V223H111ZM134 222H133V223H134ZM254 222H256V223H257V222H261L259 225H260V227H261V226H262V227L260 228L259 226H257L258 223H257V225H256V223H254ZM115 223H116V222H115ZM133 223L129 224V226L132 225ZM146 223L144 224V227H143V229L145 228L144 232H147V230L150 229V228L152 229V227H150L151 223H150V224L148 223L149 226L147 225V226L150 227V228H148L147 226H145ZM160 223H163V222H160ZM160 223H159V224H160ZM231 223H233V222H231ZM234 223H235V222H234ZM234 223H233V224H234ZM236 223H237V221H236ZM253 223H254V225H256L257 227H254V225H253V226H250V225H249V224H253ZM107 224H108V223H107ZM113 224H114V223H113ZM116 224H117V223H116ZM116 224H114V226L112 225L113 227L111 226V228H114ZM152 224H154L155 227H156V225H157L156 223H152ZM243 224H241L240 226H243ZM109 225H110V224H109ZM109 225H108V226H109ZM134 225H135V224H134ZM139 225H140V226H139ZM234 225H235V224H234ZM157 226H158V225H157ZM231 226H232V225H231ZM237 226H238V225H236V226L233 227V228H236ZM122 227H124V226H122ZM126 227H128L127 224L125 225V229L122 228V229H123V232H122V231H120V232L124 233V232H126V230L130 232V228H131V226H130V228L128 227V229H126ZM135 227H134V228H135ZM155 227H154V229H156ZM159 227H160V226H159ZM159 227H157V229H158L159 233H161L160 230H159ZM103 228H104V227H103ZM132 228H133V225H132ZM132 228H131V229H132ZM147 228H148V229H147ZM228 228H229V227H228ZM231 228H232V227H231ZM241 228H245V227L243 226V227H241ZM118 229H120V227H119ZM122 229H121V230H122ZM136 229H137V228H135L134 231H135ZM157 229H156L155 231H157ZM218 229H219V228H218ZM226 229H227V227H226ZM239 229H240V227L238 226V229L235 230V231L238 232V234H239ZM111 230H112V229H111ZM113 230H114V229H113ZM124 230H125V231H124ZM138 230H139V229H138ZM140 230L143 231L142 229H140ZM140 230H139V231H140ZM152 230H153V229H152ZM222 230H224V228H223ZM231 230H232V229H231ZM242 230H243V231H242ZM107 231H108V230H107ZM115 231H116V232H115ZM131 231H133V230H131ZM134 231H133V232H134ZM136 231H137V230H136ZM136 231H135L136 234H140V233H138V232H136ZM148 231H149V230H148ZM155 231L153 230L152 232H155ZM161 231H162V230H161ZM220 231H221V228H220V230H219L218 232L220 233ZM224 231H225V230H224ZM108 232H109V231H108ZM113 232L117 233V236H116L117 238H118V234H119V236H121V235L123 236V234H121L120 232L118 233L117 229L114 230ZM221 232H222V231H221ZM237 232H235V233H237ZM242 232H243V233H242ZM105 233L108 235L110 232H109V233L105 232ZM111 233H112V232H111ZM111 233H110V235H111ZM155 233H156V232H155ZM162 233H164V232L162 231ZM176 233H177V232H176ZM219 233H218V234H219ZM233 233H234V232H233ZM113 234H114V233H113ZM113 234H112L110 237H112ZM120 234H121V235H120ZM124 234H125V233H124ZM145 234H146V233H145ZM156 234H157V233H156ZM167 234H169V233H166V234L164 233L165 236H168ZM229 234H230V233H229ZM115 235H116V234H115ZM128 235H131V234H128ZM128 235H127V236H128ZM157 235H158V234H157ZM160 235L162 236L163 234H160ZM160 235H159V236H160ZM231 235H232V233H231ZM236 235H237V234H236ZM104 236H105V234H104ZM133 236L136 237V235H133V233H132V235H131L130 237H133ZM138 236H139V235H137V237H138ZM140 236H143V234L140 235ZM144 236H145V235H144ZM149 236H151V235H149ZM152 236H154V235L152 234ZM159 236H155V237L157 238V237H159ZM165 236H163V237H165ZM169 236L173 237L172 234H171V235L169 234ZM169 236H168V237H165V239L161 237V241H163V239H164L165 242H166V241H167L166 238H168V241H169ZM229 236H230V235H229ZM108 237H109V236H108ZM113 237H115V236H113ZM116 237H115V238H112V239L115 240ZM178 237H179V236H178ZM231 237H232V236H231ZM234 237H236V236H234ZM237 237H238V236H237ZM119 238H120V237H119ZM119 238H118V240H119ZM138 238H139V237H138ZM107 239H108V238H107ZM129 239H131V238H128V240H129ZM132 239H133V238H132ZM134 239H135V238H134ZM134 239H133V240H134ZM147 239H148V238H147ZM150 239H152V238H150ZM225 239L227 240V238H225ZM225 239H224V240H225ZM104 240L107 241L105 238H104ZM135 240H136V239H135ZM142 240H144V239H142ZM153 240H154V239H153ZM170 240H171V239H170ZM173 240H175V239H173ZM178 240H179V239H178ZM224 240H223V242H224ZM232 240H233V239H232ZM109 241H111L110 238H109ZM119 241H120V240H119ZM126 241H127V240H126ZM130 241H131V240H130ZM139 241H140V239H139ZM175 241H176V240H175ZM234 241H235V240H234ZM112 242H113V240H112ZM142 242H143V241H141V243H142ZM223 242H222V243H223ZM104 243H105V242H104ZM127 243L130 244V245L127 244V246H130V247H132L133 249H135L136 246H139V245H136V244H137L136 242H135V245H136V246L133 245V244H134L133 242H127ZM143 243H144V242H143ZM143 243H142V244H143ZM158 243H159V242H157V244H155L154 246L151 244V245L153 246L152 250H151V247H150V250H151V254H150V256H151V257H148V255H146V256L148 257V259H150V261H149L150 263H148V264H159V263H157V261H158L159 259H161V258H162V260H163V257L166 255V253H169L170 250H171V247H172V246L169 247V246H167V244H165V246L160 247L161 244H160V243L158 244ZM163 243H164V241H163ZM168 243H169V242H168ZM170 243H172V242H170ZM107 244H109L108 241H107ZM116 244H117V243H116ZM125 244H126V243H125ZM131 244H132L133 246H135V248H134ZM142 244H141V245H142ZM148 244H149V242H148ZM177 244H178V242H177ZM179 244H180V243H179ZM181 244H182V243H181ZM105 245H106V244H105ZM110 245H111V244H110ZM119 246H120V245H119ZM121 246H122L123 248H125V246H123L122 244H121ZM149 246H150V245H149ZM179 246H180V245H179ZM182 246H184V245H182ZM182 246H180V250H181V247H182ZM130 247H129V248H130ZM139 247H140V246H139ZM139 247H138V248H139ZM173 247H174V245H173ZM175 247H176V249H177L176 244H175ZM233 247H232V248H233ZM132 248H131V249H132ZM142 248H143V247H142ZM145 248H147V247H145ZM169 248H170V249H169ZM184 248H185V247H184ZM232 248H231V249H232ZM109 249H110V248H109ZM139 249H141V248H139ZM172 249H175V248H172ZM176 249H175V250H176ZM135 250H136L137 252L139 251L138 249H135ZM145 250L147 251V249H145ZM145 250H144V251H145ZM175 250H174V251H175ZM182 250H185V249H182ZM128 251H129V250H128ZM132 251H133V250H132ZM172 251H173V250H172ZM176 251H178V250H176ZM129 252H130V251H129ZM129 252H127V251L121 252V254L118 256V257L121 258L120 260L123 261L124 264H125V262H129V263H130V261H133V259H134L133 256H130L131 254H130ZM142 252H143V251H142ZM142 252H141L140 255H143ZM228 252H229V251H228ZM231 252H232V251H231ZM111 253H112V252H111ZM170 253H171V255L167 254V255H169L170 257H172L173 254H174L173 256H176V254L178 255V252H177V253H176V252H173V253L170 252ZM175 253H176V254H175ZM185 253H187V250H186ZM188 253H189V252H188ZM227 254H228V253H227ZM136 255H137V254H135V256H136ZM163 255H164V256H163ZM182 255H184V254H182ZM185 255H186V254H185ZM229 255H231V254H229ZM115 256H116V257H113V255H112L113 258H117V255H115ZM144 256H145V254H144ZM146 256H145V257H146ZM169 256H168V257H169ZM110 257H111V256H110ZM145 257L141 256L140 258H142V259H141L142 261H140V262L143 263V258L145 259ZM168 257H167V259H168ZM176 257H177V256H176ZM176 257H175V258H176ZM178 257L180 258V256H178ZM178 257H177V258H178ZM184 257H186V256H184ZM188 257H190V255H189ZM188 257H187V258H188ZM230 258H229V259H230ZM110 259H111V258H110ZM110 259H109V260H110ZM148 259H147V260H148ZM188 259H189V258H188ZM190 259H191V258H190ZM105 260H106V259H105ZM138 260H140V259H136V261H138ZM145 260H146V259H145ZM165 260H166V259H165ZM165 260H163V261H165ZM180 260H181V259H179V261H180ZM183 260H184V259H183ZM185 260H186V259H185ZM185 260H184V261H185ZM136 261H135V262H136ZM179 261L177 260V262H179ZM189 261L191 262V260H189ZM82 262H83V261H82ZM113 262H114V261H113ZM145 262H146V261H145ZM145 262H144V263H145ZM175 262H176V261H175ZM175 262H174V263H175ZM180 262H181V261H180ZM180 262H179V264H180ZM190 262H189V264H190ZM133 263H134V262H133ZM181 263H182V264H183V263L185 264V262H183V261H182ZM192 263H193V261H192ZM88 264H89V263H88ZM146 264H147V262H146ZM161 264H162V263H161ZM166 264H169V262L166 263ZM171 264H172V263H171ZM176 264H177V263H176ZM186 264H187V262H186Z\"/></svg>", "mask_w": 264, "mask_h": 264}]
</instances>
